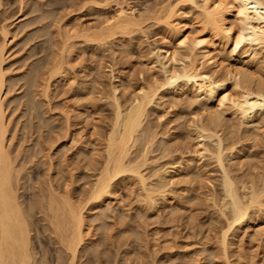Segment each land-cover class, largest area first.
<instances>
[{"label": "bare ground", "instance_id": "bare-ground-1", "mask_svg": "<svg viewBox=\"0 0 264 264\" xmlns=\"http://www.w3.org/2000/svg\"><path fill=\"white\" fill-rule=\"evenodd\" d=\"M1 2H2V0H0ZM84 1V0H83ZM90 2H93L94 3V5L96 6H91V8L92 7H95V9H97V12H98V10H100L102 7H103V5H101V2L99 3V1H97L96 0V2H95V0H89ZM88 0H87V2L86 1H84L83 3L84 4H86V3H90ZM106 0H104L103 2H105ZM110 1V0H109ZM109 1H107V2H105L104 4H107V5H105V6H108V2ZM114 1H116V0H113L112 2L114 3ZM120 1V0H119ZM185 1V0H184ZM183 0L181 1V0H168L166 3H164L163 5H162V3H161V6H159L160 8H158L157 9V11L155 12V13H157V15H158V18L161 20L162 18H163V20H164V22H161L160 20H157V21H160L161 23H164L167 27L166 28H169L170 29V33H171V38L170 39H166V41H167V44H168V48H165L164 49V51H163V49H162V51L163 52H165V54H163V58H166L165 60H167V61H177V60H183V62H184V58H188L189 59V63L185 66V63L183 64V70L181 71H179L180 73H178V72H176V73H172L171 71L169 72L167 69H166V66H165V69L167 70H165L164 69V71H166V72H169V75L167 76L168 78L167 79H165L167 82H165L163 85H162V87L166 84V83H168L167 85L169 86H171L172 84H174V82L176 81V80H178L179 78H181L182 80H183V82L185 83L186 82V84H188V83H191L192 84V86H193V88H196V91H193V93H194V95H203L202 97L205 99V101L206 102H208L209 100H213V99H217V101H218V104L216 105V107L218 106V107H221V108H223L222 110H216L215 109V111H209V109L211 110H213V107L215 106H208L209 107V109L207 110V109H205V107H203L205 110H207L208 112H210V114L209 115H207L208 114V112L207 111H205V112H207V116L206 117H208L209 116V119H208V121H209V123H207V124H209V125H207L206 124V122H203L204 124L202 125L203 127L205 126L206 127V129L205 128H202V127H200V126H198V127H200V129L198 128H196L197 129V133H200V134H198V135H201L202 134V132L203 131H205V132H208V130L210 131L213 127L216 129V131H214L215 129L213 128V130H211L210 132H209V134L208 135H205V133L204 134H202L201 135V137L203 136V135H205V136H203V138L205 137H207V138H210V139H212V138H218V145H217V150L214 148L213 150L215 151L214 153H213V150H211L210 148V150H208L207 148H203V143H202V149L201 148H199L200 146V144L199 145H197L196 147V150L197 149H199V150H197V152H199L200 151V154L199 153H196V155L197 154H199V156H200V159L199 160H192L191 161V164L189 165V168H191V170L192 171H190V169L188 168V173H184V175H183V177H182V179H181V175L180 176H177V178H179L182 182H183V179H184V177L185 176H187V177H189V175L191 174V176L189 177L190 179H191V182H192V180H194L193 178H195V181H194V185L191 183V184H189V186L190 185H193V186H190V188L192 187H196V185H197V181L199 182V180H201L200 178L198 179V176L199 177H201L202 178V176H203V174H205L204 172V169L206 170V167L204 168L203 167V165H205L204 164V162H203V164H202V162L200 161V160H203V159H201V157H204L205 158V154L203 153L204 151H208V152H210V153H208L207 152V154H210L211 156L214 154V156L216 157V160H215V157H214V160L215 161H217L218 162V164L220 165V167H221V169L223 170L222 171V179L221 178H218V179H221L222 180V184H220L221 182V180H219V184L216 182V181H218V179L216 180L215 178H213L212 180H213V182H215V183H213V184H218L219 186V188L221 187V189H223V191H222V193H223V195H221V192H220V190L218 191V192H220V195H218V193L216 192H214V195L216 194V196L218 197L219 196V198H217L216 196V198H214V196L211 198V201L213 202V204L214 205H212L211 207H214V208H217L216 206H218V208H217V210L216 211H218V209H219V213L222 215L221 216V218L223 217V219H224V221H226L224 224H225V226L223 225V223H220L219 225H223L224 227H221V228H219V230H220V234H219V231H216V230H218V229H216L217 227H215V233H213V234H215L216 236L215 237H217V234H218V237H219V242L218 241H215V240H217L216 238H215V240H214V238H213V236H212V238H213V240L216 242V243H218V244H216V243H214V241L212 240V239H209L210 238V235H208L209 233V231H210V229L212 230V228H210V227H213V225H214V223H211L213 220H215V219H213V218H215V217H219L220 218V215H219V213H218V216H217V213H216V211H215V213H216V215H214L213 216V218H212V220L210 219L211 218V215L212 214H210V218H208V223L209 224H207V222H206V224L209 226V225H211L210 227H208L209 228V230L207 231V233L208 234H206V233H204L203 231V233L202 232H200L201 231V226H200V231L199 232H197V233H195V234H197L196 235V237H195V235H193L194 233L193 232H195L194 231V227H195V229L197 230L198 228H199V223H195L196 225L197 224H199L198 226H197V228H196V226L194 225V226H192L193 224H194V222H196L198 219H197V216H191V213L193 212L194 213V211H195V213L198 215V211L197 210H194L198 205L200 206V204L201 205H203L201 202H199L198 203V200H200V199H197L198 198V196L196 197H193L196 193H198V191L201 193V191H202V189H205L206 190V188H202L201 186L203 185V183H204V181L206 182L207 180L205 179V178H207L206 176H208V175H206L205 177L203 176V178L205 179H203V183H202V181H200V183H202L201 184V186H200V183L197 185L198 186V189H199V187H201V190H197V188H196V190L197 191H195L194 189L195 188H193V190L192 191H195L196 193L194 194V192H193V194L194 195H190V196H192L194 199H191V200H193L194 202H193V204H196L195 205V208H193L192 206H194V205H192V201H189L190 200V198H192V197H190L188 194H189V192L191 191L190 190V188H185V189H183L184 188V186L182 185V187L181 186H179V187H181L184 191H185V193H186V191L188 190H190L189 192L187 191V193L185 194V196H187V197H190L189 199H188V201L189 202H191V205L189 204V202H185V200L187 199V197H183L185 200H183L184 202L183 203H185L184 204V206H182V207H179V203L178 202H180V200H176V201H178L177 203H175L174 204V209L172 208L171 209V207H172V204L170 205V203H169V205L171 206L170 208H169V206H167V210H169V213H168V215H170V216H168L166 213L168 212H166L165 214L167 215V218H168V220H166V219H164L166 222H164V221H162V222H164V224L166 225L167 224V222H171L172 223V221L174 220V218H175V222L173 221V223H172V225L173 224H175V223H177L178 222V220H179V218L180 217H183L182 215L183 214H185L183 211V209H185V206H186V204H188L189 206H191V209H193L192 210V212L190 213L189 211L187 212L186 210H190V208H187V209H185V212H186V214H187V221H188V219H190L188 222H184L185 223V225H186V227H184V228H186V229H188L187 227H189V226H191L188 230H190V232H191V230H192V227H193V231H192V233L191 234H186L185 235V237L187 238V239H189V237L187 236V235H190L191 237H190V239H192L193 237H195L196 239L198 238V235L199 234H202V235H199L200 237H205L206 235V237H207V240H206V237L203 239H200V237H199V239H197V240H200V241H203L204 240V242H194V240L192 241V242H190V247H189V245H186V246H188L189 247V249L191 248V246L195 249L196 247H195V245L196 244H198V249L200 248V246L202 245V243L204 244L206 241L208 242V239H209V243H211V242H213V244H215V245H212L211 247H208L207 248V245H209V244H207L206 245V243H205V245H206V247H205V245H202V247H204V249H205V251L204 250H198L199 251V253H200V256H203V254L205 253V252H207L208 254H205V255H207L208 256V258H209V260H211V261H209V263L207 262L206 263V261L204 262V264L206 263V264H210V262H213V263H211V264H234V261H235V263L237 262V260H231V256H234L235 254H236V250H238V248H234V249H236L235 251H232L231 249H230V247L231 246H233V244H235V242H236V240H233V241H235V242H233V241H231V239H229V238H231V236H232V238L234 237V238H236L237 236H238V238L239 239H237V241L239 240L240 241V239H241V241H242V237L240 238L239 236L241 235H244V232H242V234H239V233H236L235 234V232H237L238 230L240 231L241 229H243L242 231H244V229H247V228H249V226L247 227V225L249 224V222L251 221V220H255V219H251V218H253V217H251V213L254 211V209H257L258 211H260V213L262 212V213H264L263 211H264V173H263V169H262V172L260 171L261 169H259L258 170V173H255V170H257V169H255V170H253V173L256 175H254L252 172V174L250 173V171H251V169H252V167H250L251 169H249L250 171H249V177H251V176H253V177H251L250 179L248 178V176H246V174L245 173H248V172H245V173H242V175L244 176V177H246V178H242L241 179V177H242V175L240 174V176L241 177H239L238 175H236V177L235 178H238V179H241V180H237V179H234V177H233V171H232V176L230 175L231 173H229V168L227 169L226 167H225V165H224V161H225V159H226V153H227V151H230V148L233 150V149H235L236 150V148L234 147L235 145L234 144H238V143H240V142H232L234 139H233V137L232 136H234L235 134L237 135V133H239V132H235L236 131V129L235 128H237L236 126H234V123L233 122H231V115H233L234 113L235 114H238V116H240L241 118H243L244 120L247 118V120L249 119V118H254L255 116H254V114L256 115V113H257V111L259 112V113H261L260 111H262V114L264 115V73H259V72H257V71H255V67H256V70H258L259 71V66H261L260 68H261V70H260V72H262V70H263V72H264V57L263 58H261L260 56V54H261V52L264 50V0H192V3H191V0H190V2H189V4L191 3V5L192 4H194L196 7H194V8H198L199 9V11H197V14H196V12L194 13L192 10H189V11H185L184 10V7L185 6H183V5H185L184 3L187 1H185L184 2ZM0 2V3H1ZM22 2V1H21ZM98 2V3H97ZM126 2V1H125ZM197 2V3H196ZM200 2V3H199ZM111 3V2H110ZM158 3V2H157ZM78 4V3H77ZM82 4V3H81ZM83 4V5H84ZM92 4V3H91ZM103 4V3H102ZM119 4V3H118ZM121 4H122V2H121ZM127 4V3H126ZM188 4V3H187ZM1 5V4H0ZM157 5V4H156ZM3 6V5H2ZM86 6V5H85ZM90 6V5H89ZM104 6V7H105ZM80 7V6H79ZM104 7H103V9H104ZM155 7V6H154ZM157 7V6H156ZM1 8V7H0ZM106 8V7H105ZM128 5H127V7L126 6H124V2H123V4L122 5H119V7L117 8V12H116V15H114V16H112L111 18H109V19H104V24L102 25L101 23H99L100 25H102V26H100L101 28H99V27H97L98 29H100V31L99 32H94V34H92L91 35V40L93 39V40H95V41H97L98 43L97 44H99V43H102L103 45H104V43L103 42H106L107 40H111V37H113L112 38V41H113V39H114V36L113 35H115V33H117V32H122L123 33V31H125V33H127V31H134V30H141L142 29V22H141V20L138 18V16H136L135 14H134V11H132V10H128ZM146 8V7H145ZM192 8H193V6H192ZM191 8V9H192ZM80 9V8H79ZM94 9V8H93ZM102 9V10H103ZM155 9V8H154ZM136 10V9H135ZM153 10V9H152ZM152 10H151V12H152ZM24 11V10H23ZM138 11V10H137ZM190 11H192L193 13H192V16L194 15V14H196V15H194V16H198L197 17V19L196 20H199V23H198V21H197V23H198V25H200L199 26V29H200V31H198V32H200V33H197V31H196V34L195 35H191V34H193L192 33V31H191V33H189L190 32V30H191V28L190 29H188V31H186V29H187V25H188V23H189V21H192L193 20V18H194V16L193 17H191L190 15H191V12ZM196 11V10H195ZM145 12H146V10H145ZM144 12V13H145ZM147 12H150V10L149 11H147ZM188 12H190L189 14H188ZM153 13H154V11H153ZM21 14V13H20ZM98 14V13H97ZM111 14V13H110ZM19 15V14H18ZM40 15H42V14H40ZM78 15H80V14H78ZM95 15V14H94ZM154 15H156V14H154ZM43 16H44V14H43ZM82 16V15H81ZM102 16V15H101ZM151 16H152V14H151ZM80 17V16H79ZM105 17V16H104ZM103 17V18H104ZM149 17V16H148ZM154 17V16H153ZM160 17H162V18H160ZM16 18V17H15ZM38 19H39V17H37ZM41 18V17H40ZM47 18V17H46ZM56 18V17H55ZM76 18H77V16H76ZM96 18V17H95ZM99 18H101L100 16L98 17V19ZM150 19H151V17H149ZM155 18V17H154ZM153 18V19H154ZM196 18V17H195ZM5 19V18H4ZM23 19V18H22ZM146 19H148V18H146ZM145 19V20H146ZM155 19H157V18H155ZM46 20V19H45ZM144 20V21H145ZM195 20V19H194ZM193 20V21H194ZM100 21V20H99ZM148 21V20H147ZM147 21H145V22H147ZM156 21V22H157ZM43 22V21H42ZM41 22V23H42ZM56 22V21H55ZM77 21H75V23H76ZM98 22V21H97ZM103 22V21H102ZM195 22V21H194ZM54 23V22H53ZM158 23V22H157ZM191 23V22H190ZM193 23V22H192ZM30 24V23H29ZM79 24V23H78ZM97 24V23H96ZM196 24V23H195ZM37 25H38V23H37ZM58 25H60L59 23H58ZM67 25V24H66ZM72 25V24H71ZM95 25V24H94ZM192 25H194V23L193 24H189V26L191 27ZM30 26V25H29ZM64 26V25H63ZM76 26V25H75ZM81 26V25H80ZM195 26V25H194ZM196 26H197V24H196ZM196 26H195V29H196ZM7 27V26H6ZM6 27L5 26H1L0 27V32H1V35H2V38H3V40L0 42V264H46V263H49V261H47L48 259L46 258V256L48 255L49 256V259H51L52 258V262H50V264L51 263H54V264H79L80 262H81V260H80V258H81V256H83V259H82V261L84 260V258L86 257V259L81 263V264H101V260H102V256L104 255V250L103 249H101V244L103 243L102 241V243L100 244V248H99V244L97 243V239H94L95 238V232H94V230L93 229H95V227H94V225H96L95 224V221H96V223H97V221H99L100 222V224H99V226L98 225H96V226H98V229L100 228V229H102L103 228V230H104V233H105V235L106 236H109L110 238H109V241H110V239H112L113 237H114V233H112V232H115V231H113V229H118V228H116V225L117 224H115V223H112L113 225H110V221L109 220H111L112 219V215L114 216V218H115V215L114 214H116V211H115V209L118 207L117 206V204H118V199H117V197L119 198V196H117V195H115V194H117L118 192H116L114 195H113V187H114V183H115V181H116V179L117 180H124L125 178H129L130 180H128V182H132L133 180V178L131 179V177H134V181H135V179L137 178L138 180H139V184L141 185H139L138 184V182H137V180H136V182H137V184L135 183H133L134 185H132V187H133V189L135 190V189H138V188H140V187H142L143 188V190L144 191H142V189H138L139 191H141V193H138V194H136V193H134L133 195L135 196V197H137L138 196V198H141V199H137L138 201H143V199H144V201H143V203L144 202H146L147 201V199H148V201H150L151 203H149V202H146V203H149V205H151L152 204V206L154 205H156V201H157V203H158V200L160 199H158V200H155L156 198H158L159 196H161L162 198H161V201L162 202H164L165 200H167V199H169L170 200V198H168V194H170V192H173V191H175V189L174 190H170V187H172L173 186V182H171L170 180H172L173 181V179L175 180L176 178H173L172 179V177H173V175H171L170 177H171V179L169 178V177H167V178H169L168 180L165 178V174H164V177H163V179H162V175L160 176V174H158L159 172H156L157 173V175L155 174V177H157V178H159V179H157V181L155 182V183H153V178H152V181L150 180L151 179V177H153L152 175H151V177H150V179H149V177L147 178V174H146V176L145 175H143L146 171H148L147 169H145V166L147 167V164L148 163H152L153 161H150L149 159L148 160H146L149 156V154H150V152L148 151V152H146V154H147V158H146V156H145V150H148V149H151V147L153 148V146H150V145H154L155 144V141L154 140H158V138L156 139V138H154L155 136H156V133L154 134V135H152L151 137L152 138H150V136H149V142L147 141V138H145V133L147 134L148 132V129L147 128H144L145 126H144V123H146L145 122V120L146 119H148L149 118V114H147L148 112H149V110H148V107H150L149 105L153 102V98H155L156 96H158V94H156V93H159V92H157L159 89L158 88H160V86H161V84L159 85V87H155V85H158V83L156 84V82H157V79H156V77H154L156 80V82L154 83V85L151 83H149L150 84V86H148V87H143V89H141L140 90V95H139V92H138V95H137V97L135 98L133 95V97L135 98L133 101H131V103L129 104V106L127 107V108H125V109H122V107L124 108V106L126 107L127 106V104L126 105H124V106H121V101L119 102L118 101V99H117V97L114 95L115 94V89L116 88H114V86H113V84L114 83H112V82H110V83H112V85H110L109 87L110 88H108V85L106 86L108 89H109V93H107V94H104V95H106V96H108L109 97V99L108 100H110L111 99V101L112 102H114V113L113 114H115L113 117V120H111V121H113L112 122V127H110V132H109V134H108V137H106L105 136V138H107L106 140V143H105V146H101V145H99L98 147L95 145V144H97V143H92V144H90L89 145V143L91 142V140H92V135L94 134V132H96V131H91V133H93L92 135H90L91 137V139L90 140H88L89 142H87V139H88V137L87 138H85V135L82 137V139L80 138V134H81V132L83 131H75L74 130V132L76 133L75 134V139L73 140L72 139V141H74V142H72V141H70V143L72 144V143H74L75 145H77L78 146V141H79V143H81L80 141L82 140V142H83V139L85 138V142L86 143H88V145H89V147L91 146L92 147V150H89L88 149V145H87V148L86 147H84V150L86 149H88L89 151H91V152H89L88 150V152L86 151H84L83 150V148H81L80 146V149H76L77 150V153L79 154H74V155H76V157L78 156H83V158H84V160H86V163H85V167L90 171H94V173L92 174L93 176H95V179L94 180H88V178L86 179V180H88L89 182H87V184H85V186L86 185H88V189L86 190V192L84 191L85 189V187H84V185H82L84 188H82V190L85 192V193H83V191L82 192H77L76 193V191H75V189L73 188V186L72 185H75L76 183L78 184V181L77 182H73L72 183V181L74 180H76V179H73V178H75V173L73 174H70V177H71V175H72V179H69V182L68 181H64V179H62L63 180V182H62V184H60V180H59V182H57V180H58V176L59 175H61V173H60V171L58 172V170H55V171H57V172H55L54 171V166H55V162H54V160H55V155L53 156L52 155V151H53V148L52 147H54V146H56L57 144V147H55V149L56 148H59L58 149V151L57 152H59L60 150H61V148H62V146H63V144L65 145L66 144V141L67 140H69L71 137H73L72 136V130H71V128H72V126H71V123L70 122H73L72 120H70V119H72L70 116H72V115H69V117H70V121H67L68 119L67 118H69V117H67L66 115H65V118L67 119V120H64L63 118H61V120L60 121H58L59 122V124L61 123L62 124V126L63 125H65L66 127H63V128H61L62 126L60 125V128L62 129V130H60V128H59V125H58V123H57V126H58V128L56 127H52V125H51V127L53 128V129H59L58 131H56V132H54V130L51 128V130L52 131H50L49 133H47L46 132V134H48V135H46V136H44V134H43V132L41 131L42 129L41 128H44V126H43V123L42 124H40L39 126H37V130H35V131H37L38 132V139H37V141H36V145H38V146H36L34 149H33V152L31 151L32 149H28V147H27V149H26V151L25 150H23V148L21 147L22 145L24 146V144L22 143H20V144H18V146H20V147H18V146H16L17 147V149H16V147L14 148V149H12V147H14V146H12V141L14 142L15 141V139L14 138H16L17 136H18V133H20V131L18 130L19 129V127H18V131L16 130V128H17V126H16V128L14 127V130H15V132H17L16 133V135H15V133L14 132H11V130H10V124H12V123H15V121L14 122H11V119H8L9 117H8V113H7V107H9L8 105H9V102L10 101H12V102H14V97L12 98V99H10V100H8V98H7V95L9 94V93H11L10 92V90H11V87H10V85L8 84V83H10L11 84V82H10V80L8 79V81H7V73H9V71L10 72H12L11 70H9L7 73H6V71H7V68H6V70H5V68H4V63L8 60H6V48H7V45H8V40H9V30H7L6 29ZM66 27V26H65ZM96 27V26H95ZM46 28V27H45ZM72 28V27H71ZM76 28V29H75ZM74 29L75 30H77V26L75 27ZM194 28V27H193ZM193 28H192V30H193ZM44 29V28H43ZM61 29V26H60V28L58 29V31ZM68 30H69V28H67ZM67 29H66V31H67ZM80 29V28H79ZM199 29H197V30H199ZM63 30V29H62ZM64 30H65V28H64ZM83 30H88V29H83ZM97 30V29H96ZM115 30V31H114ZM65 31V32H66ZM78 32H79V35H80V33L82 32V30H77ZM90 31V30H89ZM136 31V32H137ZM169 31V30H168ZM16 32V31H15ZM21 32V31H20ZM92 32V33H93ZM135 32V33H136ZM49 33V32H48ZM55 33L57 34L58 32L57 31H55ZM59 33H60V31H59ZM63 32H61L60 34H62ZM70 33H73V32H70ZM69 33V34H70ZM74 33H76V32H74ZM84 33V32H83ZM89 33V32H88ZM64 34H66L67 35V33H64ZM63 34V35H64ZM69 34L67 35V36H69ZM82 34V33H81ZM85 34H86V32H85ZM84 34V35H85ZM124 34V33H123ZM122 34V35H123ZM48 35V34H47ZM55 35V34H54ZM59 34H57L56 36H58ZM74 35H77L78 36V33L77 34H74ZM87 35V34H86ZM117 35V34H116ZM115 35V36H116ZM119 35H121V34H119ZM134 35V34H133ZM62 36V35H61ZM60 36V37H61ZM67 36H63V37H61V38H64L65 37V39H67V40H65L64 42H62V47H60V48H62V49H60L59 48V45L61 44V42H60V40L58 39V40H54V42H56L57 44L58 43H60V44H55V43H53V45L55 44L56 45V47L57 48H59V51H60V54L61 55H58L59 56V58L58 59H56L55 61H53L52 59L51 60H49L50 62L51 61H53V62H51L52 63V67L50 68V74L48 75V76H45L44 77V75H46L47 73H49V72H45V74L43 75V73H44V70L42 69V73H38V70H36V77H35V79H34V81H33V79H30V77L32 76H29V75H27L26 76V81H27V83L25 84V85H27V87H29L28 88V91L27 92H29L30 94L31 93H33V91H30L31 89V87H34L35 86V82H38V83H36V86L38 85L39 86V83H40V86H41V84H42V82H44V80H45V82H44V84H43V86H41L42 87V89H41V91H43L42 93L43 94H45V95H47V93H48V91H49V87H51L52 88V86L50 85L51 83H50V80H52V77L55 75V74H57V76H60L61 74H62V72L64 73L65 72V70H62V72H61V69L62 68H64V67H66V71H68L67 69V67L70 65L68 62H69V60L68 61H66L67 59V56H65L66 54H65V52L67 51V47H69L70 46V44H68V41L71 39V35H70V37H67ZM77 36H75V37H77ZM82 36H83V34H82ZM88 36L90 37V35L88 34ZM124 36V35H123ZM42 37V36H41ZM52 37V36H51ZM67 37V38H66ZM80 37V36H79ZM78 37V38H79ZM83 37H86V36H83ZM141 37V36H140ZM14 38V37H13ZM54 38V37H53ZM58 38H59V36H58ZM60 38V39H61ZM70 38V39H69ZM72 38H73V34H72ZM131 38V37H130ZM129 38V39H130ZM133 38V37H132ZM49 40H50V36H49V38H48ZM57 39V38H56ZM69 39V40H68ZM75 39H77V38H75ZM80 39V38H79ZM83 39V38H82ZM85 39V38H84ZM84 39H83V42H87V41H89L90 40V38H87V39H89V40H87V41H84ZM119 39H120V37H119ZM172 39H174V44L172 45ZM52 40V39H51ZM64 40V39H63ZM74 40V39H73ZM90 40V41H91ZM115 40H116V38H115ZM115 40H114V42H115ZM11 41V40H10ZM58 41V42H57ZM95 41H92L91 43H93V42H95ZM126 41V40H125ZM129 41H131V40H129ZM165 41V40H164ZM229 41H231L232 42V48L229 50V51H231L232 50V54H230L231 52H229V51H227L226 50V53H225V51H223L222 50V48H221V46H222V44L224 43L225 45H224V47L226 46V43L227 42H229ZM12 42V41H11ZM74 42V41H73ZM117 42H120V41H117ZM76 43V42H75ZM96 43V42H95ZM122 43V42H121ZM102 44H100V45H102ZM106 44V43H105ZM112 44H114V43H112ZM126 44H127V42H126ZM165 44H166V42H165ZM26 45V44H25ZM52 45V44H51ZM69 45V46H68ZM72 45H74L75 46V44H73L72 43ZM94 45V44H93ZM118 45V44H117ZM128 45V44H127ZM107 46V45H106ZM116 46V45H115ZM125 46V45H124ZM174 46V49L172 48ZM259 46V48H260V50H261V52L259 51V50H257V48L256 47H258ZM72 47V46H71ZM69 48L70 49V56L72 55V52H73V54L75 53L74 51H71V50H73L72 48ZM101 47V46H100ZM104 47V46H103ZM118 47V46H117ZM120 48H121V45L119 46ZM123 47V46H122ZM126 47V46H125ZM223 47V46H222ZM223 47V48H224ZM10 48V47H9ZM53 48H55L54 46H53ZM57 48H55L54 50H57ZM107 48V47H106ZM112 48H114V47H112ZM263 48V49H262ZM77 49V48H76ZM105 49V48H104ZM109 49V48H108ZM225 49H226V47H225ZM81 50V49H80ZM97 50H98V48H97ZM126 50V49H125ZM181 50H183V51H181ZM118 51V50H117ZM122 51V50H121ZM46 52V51H45ZM105 52H107V50L105 51ZM104 52V53H105ZM115 52V50H113V53ZM119 52V51H118ZM117 52V53H118ZM236 52V54H234ZM44 53V52H43ZM52 53H54L53 55L51 54L50 55V57L49 58H51V56H52V58H55V56L56 57H58L57 56V54L58 53H56V51H54L53 52V50H52ZM67 53V54H68ZM81 53V52H80ZM113 53L111 54V55H113ZM116 53V52H115ZM123 53V52H122ZM227 53H229L228 54V56H227ZM68 54V55H69ZM97 54V53H96ZM95 54V52H94V55H96ZM106 54V53H105ZM263 54V53H262ZM8 55V54H7ZM94 55H92V56H94ZM107 55V54H106ZM181 55H183L184 57H180ZM264 55V54H263ZM78 56H79V54H78ZM91 56V57H92ZM178 56V58H176ZM95 57H97V56H94V58L93 59H95ZM98 57H99V55H98ZM105 57V56H104ZM9 58V57H8ZM70 58H73V57H70ZM229 58H233V60L232 61H228V59ZM48 59V58H47ZM46 59V60H47ZM69 59V58H68ZM79 59V58H78ZM77 59V60H78ZM92 59V58H91ZM97 59V58H96ZM100 59V58H99ZM6 60V61H5ZM29 60V59H28ZM27 61V60H26ZM25 61V62H26ZM38 61V60H37ZM48 61V60H47ZM91 61V60H90ZM95 61V60H94ZM98 60H96V62H97ZM101 61V60H100ZM166 61V62H167ZM197 61H201V62H199V64L198 65H196L198 62ZM228 61V62H227ZM29 62V61H28ZM75 62V61H74ZM76 62H78V61H76ZM75 62V63H76ZM95 62V63H96ZM103 62V61H102ZM197 62V63H196ZM226 62V63H225ZM34 63V62H33ZM67 63V64H66ZM72 63H73V61H72ZM26 64H28V63H26ZM39 64V63H38ZM65 64H66V66H65ZM74 64V63H73ZM72 64V65H73ZM92 64H93V62H92ZM91 64V65H92ZM64 65V66H63ZM97 65H100V64H97ZM165 64H163V66H164ZM27 66V65H26ZM49 66H50V64H49ZM48 66V67H49ZM75 66V65H74ZM84 66V65H83ZM100 66H102V64L100 65ZM107 66V65H106ZM105 66V67H106ZM185 66V67H184ZM21 67H23V66H21ZM70 67V66H69ZM88 67V66H87ZM168 67V66H167ZM9 68V67H8ZM45 68H47V66L46 67H44V69ZM102 68H103V66H102ZM101 67L99 68V69H101L102 71H103V69H102ZM206 68H208V69H206ZM70 69V68H69ZM74 69V68H73ZM84 69H85V67H84ZM87 69H89V68H87ZM110 69V68H109ZM182 69V68H181ZM41 70V69H40ZM82 70H83V68H82ZM111 70V69H110ZM224 70V71H223ZM23 71V70H22ZM46 71H49L48 69L46 70ZM73 71V70H72ZM71 71V72H72ZM84 71V70H83ZM86 71V70H85ZM95 71V70H94ZM124 71V70H123ZM143 71V70H142ZM219 71H222V74H224L225 73V76L224 75H222L221 74V79H219V76H218V72ZM16 72H18V70L16 71ZM27 72V71H26ZM89 72H90V70H89ZM108 72H110V71H108ZM119 72V71H118ZM224 72V73H223ZM255 72H257V73H259V74H255ZM23 73V72H22ZM22 73H20V74H22ZM69 73V71L67 72V74ZM92 73V72H91ZM102 72L99 70V72H98V76H103V74H105L104 73V71H103V73L101 74ZM121 73V72H120ZM143 73V72H142ZM178 73V74H177ZM220 73L221 72H219V75H220ZM12 74V73H11ZM14 74V73H13ZM33 74V73H32ZM39 74H40V76H39ZM59 74V75H58ZM67 74H66V72L64 73V75H66V77H67ZM77 74V73H76ZM88 74V73H87ZM94 74V73H93ZM101 74V75H100ZM119 74V73H118ZM216 74H217V76L218 77H216ZM18 75V74H17ZM43 75V76H42ZM63 75V74H62ZM64 75H63V77H64ZM68 75H70V73L68 74ZM79 75V74H78ZM77 75V76H78ZM80 75H82V74H80ZM84 75V74H83ZM90 75H92V74H90ZM112 75V74H111ZM10 76V75H9ZM39 76V80L41 79V81H37L38 80V77ZM44 77V80H42V77ZM56 76V77H57ZM73 76V75H72ZM76 75H75V73H74V76H73V79L74 80H76V77H75ZM93 76V75H92ZM101 76V77H102ZM224 76V77H223ZM41 77V78H40ZM62 77V76H61ZM71 77V76H70ZM82 77V76H81ZM86 77V76H85ZM120 77V76H119ZM121 77H122V75H121ZM10 78V77H9ZM27 78H29L28 80H27ZM84 77H82V79H83ZM87 78H88V76H87ZM93 78V77H92ZM94 78H95V76H94ZM112 78V77H111ZM218 78V79H217ZM37 79V80H36ZM56 79V78H55ZM64 79V78H63ZM67 80H69V84H70V79H68V77L66 78ZM85 79V78H84ZM123 79V78H122ZM60 80V79H59ZM62 80V79H61ZM89 80V79H88ZM87 80V82L86 81H84L85 83H84V85H83V87L84 86H86V83H90L89 81ZM99 81L98 82H100V79H98ZM120 80V79H119ZM131 80V79H130ZM181 80V81H182ZM34 82V86H31L32 84H33V82ZM102 82H103V80H101ZM8 82V83H7ZM31 82H32V84H31ZM56 82V81H55ZM76 82V81H75ZM80 82V81H79ZM82 82V81H81ZM97 81L95 82L96 83V87L95 88H97L98 86H100L101 84V82L100 83H98ZM153 82H154V80H153ZM17 83V82H16ZM28 83H30V84H28ZM61 83V82H60ZM66 83V82H65ZM71 83H73V82H71ZM91 83H93L92 82V80H91ZM97 83L98 84H100V85H97ZM120 83H122V82H120ZM63 84H64V82H63ZM67 84V83H66ZM94 84V83H93ZM119 84V83H118ZM117 84V85H118ZM130 84V83H129ZM148 84V83H147ZM182 84V83H181ZM185 84V85H186ZM190 84V85H191ZM8 85H9V87H8ZM29 85V86H28ZM68 85V84H67ZM71 85V84H70ZM70 85H68V86H70ZM78 85V84H77ZM81 85V84H80ZM90 85H92V84H90ZM152 85V86H151ZM18 86V85H17ZM31 86V87H30ZM59 86H62L61 84L59 85ZM103 86V85H102ZM145 86V85H144ZM147 86V85H146ZM72 87V86H71ZM79 87V86H78ZM91 87V86H90ZM112 87V88H111ZM118 87V86H117ZM128 87V86H127ZM153 87H155V88H157V90L155 89V88H153ZM182 87V86H181ZM18 88V87H17ZM36 88V87H35ZM65 88H68V87H65ZM81 88H82V85H81ZM86 88V87H85ZM89 88V87H88ZM88 88H86V89H88ZM92 88V87H91ZM94 88V91H93V93L95 92V91H97V89H99V92H100V90L101 91H103L102 90V88L100 89V88H97V89H95ZM104 88V87H103ZM185 88V87H184ZM30 89V90H29ZM73 89V88H72ZM90 89V88H89ZM155 89V90H154ZM187 89V88H186ZM13 90V89H12ZM35 90V89H34ZM51 90V89H50ZM65 90V89H64ZM74 90H76V89H74ZM84 91L85 89L83 88V89H81V91ZM113 90V91H112ZM188 90V89H187ZM62 91V90H61ZM66 91V90H65ZM87 93H88V90H85ZM105 91V90H104ZM103 91V92H104ZM108 91V90H107ZM106 91V92H107ZM110 91H112L113 92V96H111V94L112 93H110ZM17 92H18V90H17ZM72 92H74V91H72ZM76 92V91H75ZM75 92L73 93V94H75ZM89 92H90V90H89ZM97 93V94H100V93ZM103 92H101V94L103 93ZM167 92V91H166ZM189 92V91H188ZM187 92V93H188ZM195 92H197V94H195ZM218 92H220L219 93V95L217 96V97H215V94H217ZM13 93V92H12ZM23 93V92H22ZM29 93H28V95L26 94V98H24V99H26V101H25V103H26V106L29 108V110L31 111V112H35V111H38V110H36V103H38V101H35L34 99H35V97H33V101H32V99H27V96H29ZM41 93V92H40ZM86 93V94H87ZM92 93V92H91ZM16 94V93H15ZM38 94V93H37ZM42 94V95H43ZM77 94H79L78 93V91H77ZM84 94H85V92H84ZM84 94L82 95V96H80L81 98L79 99L80 100V103H82L81 102V100L83 101V99L82 98H84L85 96H86V94H85V96H84ZM95 94H96V92H95ZM94 94V95H95ZM96 94V95H97ZM156 94V95H155ZM17 95V94H16ZM15 95V96H16ZM41 95V94H40ZM41 95V96H42ZM79 95H81V94H79ZM92 95V94H91ZM94 95H92V96H90V94L89 95H87L88 96V101H89V98H93V100H95L96 98H95V96ZM103 95V94H102ZM167 95V94H166ZM165 95V96H166ZM190 95V94H189ZM191 95H192V93H191ZM33 96H34V93H33ZM37 96V95H36ZM40 96V97H41ZM48 96H50V95H48ZM73 96V95H72ZM77 96V95H76ZM75 96V97H76ZM84 96V97H83ZM110 96H111V98H110ZM136 96V95H135ZM163 97H164V95H162ZM161 96V97H162ZM55 97V96H54ZM104 97V99H105V96H103ZM131 97V96H130ZM162 97V98H163ZM185 97H186V95H185ZM190 97V96H189ZM188 96L186 97V100L189 98ZM193 98H194V100H192L193 102L195 101V99H197V98H195L194 96H192ZM199 97V96H198ZM38 98V97H37ZM43 98V97H42ZM79 98V97H78ZM78 98H76V99H78ZM95 98V99H94ZM98 98V97H97ZM113 98V99H112ZM191 98V97H190ZM188 99L189 101L191 100V99H193V98H191V99ZM203 98H202V100H203ZM48 99H50V98H48ZM47 99V100H48ZM75 99V98H74ZM40 100V99H39ZM86 101H87V98L85 99ZM93 100H92V103H93ZM106 100V99H105ZM36 103H35V102ZM45 101V102H44ZM83 102V104L85 105V108H86V104H88L87 102ZM125 101V100H124ZM174 100H172L171 102H173ZM197 101H198V99H197ZM201 102V105H204V104H202V103H205V104H207L206 102ZM22 102V101H21ZM39 102H44V103H47L46 102V99L44 100V98L43 99H41V101H39ZM72 102H74L73 104L74 105H71V107L73 106V107H75V105H79L78 107H82L83 108V106L82 105H80V104H78L77 102H76V104H75V101H73L72 100ZM128 102V101H127ZM127 102H125V103H127ZM25 103H24V105H25ZM174 103V102H173ZM190 103H192L191 101H190ZM196 101L194 102V104L196 105ZM11 104V103H10ZM13 104V103H12ZM20 104H22L23 105V103H20ZM19 104V105H20ZM36 104V105H35ZM91 104V103H90ZM111 104V103H110ZM176 104H178V103H176ZM14 105V104H13ZM22 105H21V107H22ZM70 105V104H69ZM92 105H94V104H92ZM179 105V104H178ZM199 105V103H197V106ZM201 105H200V107H201ZM212 105V104H211ZM42 106H46V105H42ZM52 106V105H51ZM196 106V107H197ZM20 107V106H19ZM20 107V108H21ZM41 107V106H40ZM71 107H68V109L67 110H71V109H69V108H71ZM80 107V108H81ZM88 107V106H87ZM89 107H90V105H89ZM93 107V106H92ZM113 107V106H112ZM13 108V107H12ZM44 108V107H43ZM46 108V107H45ZM54 108V107H53ZM55 108H57V107H55ZM199 107H197V109H198ZM25 109V108H24ZM39 109V108H38ZM75 109V110H74ZM74 109H72V110H74L75 112H76V114H78L80 111L78 110V112H77V107L76 108H74ZM95 110H96V108H94ZM150 109V108H149ZM197 109H194L195 111L197 110ZM256 109H258L257 111H256ZM9 110H10V108H9ZM34 110V111H33ZM42 110V109H41ZM66 110V111H67ZM71 110V111H72ZM86 110V109H85ZM198 110H200V108L198 109ZM201 110H202V108H201ZM20 111V110H19ZM23 111V110H22ZM27 111V110H26ZM44 111V110H43ZM48 111L49 112H51L50 111V108L48 109ZM47 111V112H48ZM60 111V110H59ZM70 111V113L69 114H72L73 112H71ZM82 112H80L79 113V117L80 116H82V114H83V111L84 110H81ZM153 111V110H152ZM151 111V112H152ZM12 112V111H11ZM48 112V114H50ZM62 112V111H61ZM74 112V113H75ZM85 112H87V110L85 111ZM89 112H90V110H89ZM92 112H94V111H92ZM201 112V111H200ZM256 112V113H255ZM22 113V112H21ZM24 113H26L25 111H24ZM28 113V112H27ZM41 113V112H40ZM96 113V112H95ZM204 113V112H203ZM258 113V114H259ZM10 114V113H9ZM35 114H36V112H35ZM48 114H47V118H48ZM62 114V113H61ZM66 114V113H65ZM90 114V113H89ZM89 114H88V116H89ZM262 114H260L261 116L260 117H257V120L256 121H258V126H260V122H261V125L262 124H264V116L262 115ZM13 115V114H12ZM11 115V116H12ZM28 115V114H27ZM40 115V114H39ZM54 115V114H53ZM67 115H68V112H67ZM85 115V114H84ZM83 115V116H84ZM92 115H94V113H92L91 114V116H89V119H91V118H95V117H93ZM152 115V114H151ZM194 115V114H193ZM197 115H198V111H197ZM200 115V114H199ZM202 115V114H201ZM200 115V118L202 119V116ZM228 115V116H227ZM10 116V115H9ZM25 116V115H24ZM29 116H30V114H29ZM45 116V115H44ZM43 116V117H44ZM55 116H57V115H55ZM59 116V115H58ZM82 116V117H83ZM88 116L86 115V117L88 118ZM148 116V117H147ZM177 116H179V115H177ZM256 116H258V115H256ZM26 117V116H25ZM54 117V116H53ZM62 117V116H61ZM78 117V118H79ZM85 117V118H86ZM151 117V116H150ZM18 118V117H17ZM23 118V117H22ZM21 118V119H22ZM30 118H31V116H30ZM30 118H28V119H30ZM37 118H38V116L36 117V119L35 120H37ZM39 118H40V116H39ZM46 118V117H45ZM50 118V117H49ZM52 118V117H51ZM56 118V117H55ZM59 117H57V119H55V121L56 120H59L58 119ZM112 118V117H111ZM177 118V117H176ZM16 119V118H15ZM20 119V120H21ZM82 119V118H81ZM84 119V118H83ZM92 119V120H93ZM234 119V118H233ZM13 120V119H12ZM19 120V121H20ZM47 120V119H46ZM236 120V119H235ZM235 120H233V121H235ZM240 120V119H239ZM242 120V119H241ZM240 120V121H241ZM262 120H263V122H262ZM22 121V120H21ZM24 121V120H23ZM33 121H34V119H33ZM54 121V122H55ZM64 121H66V122H64ZM85 121L87 122V120L85 119ZM84 121V122H85ZM110 121V122H111ZM148 121H149V119H148ZM237 121V120H236ZM27 122V121H26ZM26 122H24V123H26ZM62 122H64V123H62ZM68 122V123H67ZM83 122V123H84ZM228 122H230V124L231 123H233V125L231 124H229ZM18 123V125H20L19 124V122H17ZM21 123V122H20ZM23 123V122H22ZM28 123V122H27ZM51 123V122H50ZM56 123V122H55ZM66 123H67V125H66ZM69 123H70V125H69ZM81 124H82V122H80ZM92 123V122H91ZM32 124H34V122H32L31 123V125ZM46 124H48V123H46ZM79 124V123H78ZM80 124V125H81ZM211 124H213V127L212 128H210L211 126ZM13 125V124H12ZM17 125V124H16ZM22 125V124H21ZM42 125V126H41ZM45 125V124H44ZM56 125V124H55ZM55 125H53V126H55ZM72 125H73V123H72ZM91 125H95V124H91ZM215 125V126H214ZM24 126H26V124H24ZM49 126V125H48ZM69 126H71V128H69L68 129V127ZM196 126V125H195ZM208 126H210L209 127V129H208ZM231 126V127H230ZM27 127H29V128H27V129H29V130H27V129H24L23 127L21 128V129H23L24 130V133H26L27 134V132L28 131H30L31 129H34L35 127H34V125L33 126H28L27 125ZM31 127H33V128H31ZM73 127H75V126H73ZM76 127H78V126H76ZM96 127V126H95ZM223 127H230V129L231 130H229L228 128H226L227 130H229V131H225V129H224V131H225V135H226V132L228 133V132H230V133H228L226 136H231L232 138V140H230V138H228L229 140H230V142H228L227 141V139L225 140L226 142H227V144H229V145H225V147L223 146L222 147V143H223V138L225 137H221V135L222 134H220L219 135V132L220 131H222L223 129ZM232 127H234V128H232ZM261 127V126H260ZM259 127V128H260ZM81 128V127H80ZM93 128H94V126H93ZM91 129V130H94V129ZM149 128H151V125H150V127ZM154 128V127H153ZM202 128V129H201ZM238 128H239V126H238ZM36 129V128H35ZM45 129V128H44ZM47 129H49V128H47ZM78 129V128H77ZM76 129V130H77ZM83 129V128H82ZM208 129V130H207ZM219 129H221V130H219ZM26 130V131H25ZM50 130V129H49ZM147 130V131H146ZM218 130H219V132H218ZM235 130V131H234ZM238 130V129H237ZM12 131H13V128H12ZM34 130H33V132H35ZM109 131V130H108ZM146 131V132H145ZM154 131H155V129H154ZM223 131V132H224ZM233 131L235 132V133H233ZM248 131V130H247ZM247 131H245V133L247 132ZM32 132V134H30V132H28V134L30 135V136H33L34 135V133ZM45 132V131H44ZM150 132H153V131H150ZM156 132V131H155ZM250 132H252V131H250ZM257 132V131H256ZM36 133V132H35ZM55 133V134H54ZM158 133V132H157ZM222 133V132H221ZM12 134V135H11ZM96 134H98V133H96ZM96 134L94 135L95 137H96ZM100 134L101 133H99V137H100ZM142 134H144V135H142ZM152 134V133H151ZM150 133L149 134H147V136L148 135H151ZM175 134V133H174ZM234 134V135H233ZM240 134V133H239ZM250 134V133H249ZM256 134H258V133H251L250 134V137L248 136V138H251V137H254V135H256ZM11 135V136H10ZM76 135H78L77 137H76ZM82 135V134H81ZM244 136L243 137H245V135L246 134H243ZM253 135V136H252ZM26 136V135H25ZM35 136V135H34ZM94 136H93V138H94ZM143 136H144V138L146 139H142L143 138ZM158 136V135H157ZM172 136H173V134H172ZM175 136H176V134H175ZM174 136V137H175ZM238 136V135H237ZM240 136V135H239ZM28 137V136H27ZM99 137H98V139H99ZM104 137V136H103ZM103 137H100L101 139H104L105 140V138H103ZM185 137H186V135H185ZM236 137V136H235ZM234 137V138H235ZM242 137V136H241ZM247 137V136H246ZM245 137V138H246ZM256 138H257V136H255ZM254 137V138H255ZM34 138V137H33ZM33 138L31 139V138H29V140L31 139V141L33 140ZM74 138V137H73ZM76 138H79V139H81V140H76ZM178 138V140H177V143H176V139ZM181 138V137H180ZM221 138H222V140H221ZM226 138V137H225ZM255 138V139H256ZM17 139V138H16ZM19 139V138H18ZM24 139H26V140H28L27 138H24ZM21 140V141H25L26 142V140ZM63 139V140H62ZM96 140L95 141H97V137L95 138ZM142 139V141H140ZM154 139V140H153ZM183 139V138H182ZM242 139V138H241ZM244 139V138H243ZM252 140H253V138H251ZM35 140H36V137H35ZM62 140V141H61ZM143 140H145V141H147L148 142V144H150L149 146H150V148H148V144H146V142L144 141V143H143ZM151 140V141H150ZM168 140V139H167ZM173 140V139H172ZM172 140H170V142L172 141ZM175 140H174V142H173V145L175 146L174 148H176V146H177V148L178 149H175V150H173V151H176L177 150V152H180V153H182L181 151H179L180 150V147H179V145H180V143H179V137L177 136L176 138H175ZM185 140V139H184ZM235 140H236V138H235ZM234 140V141H235ZM239 140H240V138H239ZM238 140V141H239ZM246 140V139H245ZM245 140H242L243 142L245 141ZM75 141H76V143H75ZM94 141V142H95ZM159 141H161L162 142V140H159ZM164 141L165 140H163V143H161V142H158V143H161L160 144V146L162 145L163 147H160V146H158L159 148H160V150H162L163 152H164V154H165V152H168L169 154L170 153H172L173 151H172V149L171 150H168V149H170V147L172 146V143H170V145L168 144V143H166V141H165V143L166 144H164ZM225 141H224V143H225ZM28 142V141H27ZM26 142V143H27ZM62 142V143H61ZM97 142H100L99 140L97 141ZM102 142V141H101ZM100 142V143H101ZM138 142H140L139 143V145L140 144H142V146H139L137 143ZM142 142V143H141ZM153 142H154V144H153ZM182 144H183V142L184 141H180ZM31 143V142H30ZM32 143H35V141L33 140L32 141ZM31 143V144H32ZM69 143V144H70ZM104 143V142H103ZM102 143V144H103ZM157 143V142H156ZM176 145H175V144ZM223 143V144H224ZM68 144V145H69ZM83 144H84V142H83ZM94 144V145H93ZM137 144V145H136ZM144 144L147 146V147H144V149H143V146H144ZM177 144H179V145H177ZM232 144V146H233V148H232V146H230ZM30 145V144H29ZM28 145V146H29ZM85 145V146H86ZM98 145V144H97ZM165 145H169L166 149H165ZM12 146V147H11ZM70 146V145H69ZM72 146H73V144H72ZM76 146V147H77ZM136 146H137V149L139 148L140 149V147H141V149L143 150H141L142 152H144L142 155H139L138 156V151H140V150H136V151H134L135 149L134 148H136ZM139 146V147H138ZM183 145H181V147H182ZM188 146V145H187ZM229 146V147H228ZM38 147V148H37ZM74 147V146H73ZM72 147V148H73ZM76 147H74L73 149H75ZM97 147V148H96ZM100 147V148H99ZM104 148V155L102 156V161L100 160L101 159V156H100V158H99V160L100 161H97V160H95V161H97L96 163L98 164V162H100L99 164H98V167H96L95 169H93L92 168V165H93V162H94V156H92V155H94V152L96 151V150H98V151H100V152H102L103 151V149L102 148ZM134 147V148H133ZM156 147V146H155ZM173 147V146H172ZM171 147V148H172ZM185 147V146H184ZM190 147V146H189ZM29 148H33V146H29ZM49 148H51V152H49ZM70 148V147H69ZM68 148V149H69ZM72 148H70V151L72 150ZM78 148V147H77ZM158 148V149H159ZM162 148V149H161ZM163 148H164V150H163ZM225 148V149H224ZM25 149V148H24ZM67 149V150H68ZM94 149H96V150H94ZM100 149V150H99ZM134 149V150H133ZM186 149V148H185ZM188 150L190 149V148H187ZM186 149V150H187ZM194 149V148H193ZM228 149V150H227ZM242 149V148H241ZM131 150H133V152H134V155H136V156H133V154L131 153ZM152 150V149H151ZM157 150V149H156ZM159 150V151H160ZM166 150V151H165ZM182 150V149H181ZM184 150V149H183ZM187 150V151H188ZM192 149H190V151H191ZM231 150V151H232ZM69 151V150H68ZM98 151H96V153H95V155L97 156V154H99V152ZM158 151V150H157ZM170 151H172V152H170ZM193 151V150H192ZM225 151V152H224ZM65 152H66V150H65ZM65 152L64 153H62L63 155L65 154ZM98 152V153H97ZM156 152V151H155ZM161 152V151H160ZM162 152V153H163ZM196 151H194V152H192V154L191 155H193L194 153H195ZM211 152H212V154H211ZM245 152V151H244ZM71 152H69V154H70ZM136 153V154H135ZM149 153V154H148ZM152 153H154V152H152ZM162 153H160V154H162ZM175 153V152H174ZM184 153V152H183ZM224 153V154H223ZM232 153V152H231ZM55 154V153H54ZM60 153H58V155H59ZM69 154H67V152H66V155H64V157H66L67 155H69ZM90 154V155H89ZM92 154V155H91ZM132 154V155H131ZM139 154H140V152H139ZM173 154V153H172ZM188 154H189V152H188ZM187 154V155H188ZM228 155L230 154V153H227ZM39 155H40V157H39ZM56 155H57V153H56ZM72 155V154H71ZM168 155V154H167ZM183 155V154H182ZM184 155H185V153H184ZM195 155V154H194ZM193 155V156H194ZM195 155V156H196ZM231 155V154H230ZM229 155V156H230ZM253 155H254V153H253ZM82 156L80 157V159L82 158ZM133 156V157H132ZM166 156V155H165ZM169 156H171V155H169ZM174 156V155H173ZM192 156V157H193ZM245 156V155H244ZM247 156V155H246ZM250 156V155H249ZM45 157V158H44ZM52 157H54L53 159L54 160H52ZM58 157V156H57ZM72 158V156H69V158ZM74 157V156H73ZM77 157V158H78ZM154 157V155L151 157V158H153ZM160 157H164V156H160ZM175 157V156H174ZM197 157V156H196ZM213 157V156H212ZM254 158L255 157V155L254 156H251V158ZM258 157V156H257ZM255 157L254 159H255V161L257 160V159H259L260 157ZM40 158H41V160L43 159L44 160V162H45V160H47L46 158H48V159H50V164L48 165V167L46 168L45 167V165H47V164H43V161H42V164H43V167H44V173H43V177H41L40 175V173L39 172H37L36 174H35V176H32L31 174H30V170L28 169V168H32L31 166H29V164H32V163H39L40 162ZM59 158V157H58ZM178 158V157H177ZM182 158V156L180 157V159ZM186 158V157H185ZM199 158V157H198ZM244 158H247V157H244ZM250 158V157H249ZM37 159V160H36ZM79 158L77 159V161L79 160V161H82V159L80 160ZM188 159H189V157H188ZM193 159H194V157H193ZM261 159H263V158H261ZM152 160V159H151ZM240 160V157L238 158V161ZM241 160H242V158H241ZM48 161V160H47ZM71 161H73L72 159H71ZM146 161L148 162V161H150V162H148V163H146ZM179 161V160H178ZM181 161V160H180ZM188 161V160H187ZM186 161V159H185V162L186 163H190L189 161L187 162ZM244 161H247V160H244ZM244 161H242V162H240L241 164H244ZM254 161V162H255ZM264 160H262V163H264L263 162ZM58 162V161H57ZM73 162H75L76 164H74ZM72 163L73 164H71V168L70 169H68L67 168V170L69 171H73V170H71V169H74L73 168V166L72 165H76L75 166V168L77 167V165H78V167L77 168H80L81 169V164H82V162H76V158L74 159V161H73ZM184 162V163H185ZM253 162V161H252ZM259 162H261V161H259ZM258 162V163H259ZM35 163V164H36ZM60 163V161L58 162V164ZM61 163L63 164V162L61 161ZM80 165H79V164ZM95 163V162H94ZM146 163V165L145 166H143L144 164ZM181 163V162H180ZM179 163V164H180ZM57 163H56V166H59ZM66 164V163H65ZM96 164V165H97ZM152 164H154V163H152ZM178 164V165H179ZM255 164V163H254ZM257 164V163H256ZM255 164V165H256ZM260 164V163H259ZM32 165H34V164H32ZM150 165V164H149ZM208 165H209V163H208ZM255 165H253L252 164V166H255ZM68 165H66V167H67ZM95 166V165H94ZM258 166V165H257ZM262 166H263V164H262ZM141 167H143L144 168V170H146L145 172L144 171H141V169H143V168H141ZM181 167V166H180ZM264 167V166H263ZM57 168V167H56ZM148 168V167H147ZM182 168V167H181ZM186 168V167H185ZM202 168H204L203 170H201ZM256 168V167H255ZM259 168V167H258ZM262 168V167H261ZM59 169H60V167H59ZM62 169H63V173L64 174H62V177H63V175H65V170L64 169H66L65 167H63V165H62ZM79 169V170H80ZM158 169V168H157ZM162 169H164V168H162ZM221 169H220V171H221ZM254 169V168H253ZM29 170V171H28ZM87 170V171H88ZM159 170V169H158ZM157 170V171H158ZM166 170V169H165ZM165 170H164V172L163 173H165ZM168 170V169H167ZM174 170H176V169H173L172 170V172L174 171ZM183 170V169H182ZM185 170V169H184ZM196 170V171H195ZM75 171V170H74ZM85 172H86V170H84ZM83 171V172H84ZM89 172V175H90V173H92V172ZM95 171H97V172H95ZM154 172H155V170H153ZM152 171V172H153ZM160 171H161V169H160ZM163 171V170H162ZM161 171V172H162ZM178 171H180V170H178ZM177 171V172H178ZM201 171H203V172H201ZM259 171L261 172V173H259ZM143 174H142V173ZM151 172V173H152ZM153 172V173H154ZM160 172V173H161ZM169 172V171H168ZM231 172V171H230ZM257 172V171H256ZM35 173V172H34ZM42 173V172H41ZM78 173H80V172H78ZM126 173H128V175H125L124 176V174H126ZM166 173H167V171H166ZM200 173L202 174L201 176H200ZM40 174V175H39ZM169 174V173H168ZM173 174V173H172ZM174 174H175V172H174ZM178 174V173H177ZM179 174H181V173H179ZM27 175V178H29L30 180H32V184H30L28 181H27V183H29L28 185L29 186H27V187H25V186H23V179L25 178V176ZM80 175V174H79ZM92 175H91V177H92ZM154 175V174H153ZM66 176H68V175H66ZM65 176V177H66ZM74 176V177H73ZM84 176V175H83ZM146 178H145V177ZM175 177H176V175H174ZM61 177V176H60ZM65 177H63V178H65ZM185 178L184 180H186L187 182L188 181H190V179H188V178ZM196 177H197V180H196ZM67 178V177H66ZM66 178H65V180H66ZM92 178H94V177H92ZM77 179H78V177H77ZM147 179V180H146ZM29 180V181H30ZM71 180V181H70ZM132 180V181H131ZM150 181L149 183H147L146 181ZM163 180H164V182H163ZM176 180H178V179H176ZM209 180H211V179H209ZM209 180H208V183H209ZM215 180V181H214ZM80 181V180H79ZM125 181H127V179H125ZM125 181H122V183L123 182H125ZM133 181V182H134ZM167 181H169V184H167L168 182ZM179 181V180H178ZM65 182V183H64ZM81 182V181H80ZM152 182V183H151ZM175 182H177V181H175ZM120 183L121 182H119V185H120ZM130 183H128V184H130ZM172 185H171V184ZM179 183L180 184H186V182H184V183H181L180 181L177 183L178 185H179ZM207 183V184H208ZM76 184V185H77ZM80 184V183H79ZM124 184H126V183H124ZM124 184H123V186H124ZM128 184H127V187H129L128 186ZM176 184V185H177ZM206 183H204V185H205ZM212 184V185H213ZM216 184V185H217ZM25 185V184H24ZM27 185V184H26ZM81 185V184H80ZM118 185V184H117ZM135 185L137 186V185H139V187L138 188H134L135 187ZM168 185V186H167ZM177 185V186H178ZM208 185H210V187L212 188V185H211V183L210 184H208ZM215 185V186H216ZM221 185V186H220ZM81 186V187H82ZM121 186V185H120ZM167 186V189L169 188V190H167L166 189V191H168L169 193H167L165 190H164V188ZM170 186V187H169ZM174 186H175V184H174ZM173 186V187H174ZM176 186V187H177ZM75 187V186H74ZM78 187H79V185H78ZM115 187H117V186H115ZM119 187V186H118ZM118 187L116 188V190L118 189ZM122 187V186H121ZM185 187H188V186H185ZM205 187V186H204ZM206 187H207V185H206ZM210 187L208 188V189H210ZM87 188V187H86ZM191 188V189H192ZM21 189L22 190H31L30 192H27V193H23L22 191H21ZM115 189V188H114ZM126 189H128V188H126ZM182 189H179V191L180 190H182ZM116 190H114V191H116ZM118 190H120V189H118ZM134 190H132V188H130L129 187V191H128V193H127V195L128 194H130L131 195V197H134L131 193H129V192H131V191H134ZM176 190H178V189H176ZM213 190V189H212ZM211 190V191H212ZM215 190V189H214ZM213 190V191H214ZM77 191H78V188H77ZM81 191V190H80ZM137 191V190H136ZM136 191H134V192H136ZM139 191H137V192H139ZM177 192V191H175V192H177V195H178V193H181V191L180 192ZM204 191V190H203ZM202 191V192H203ZM208 191V190H207ZM207 191H205L206 193H207ZM210 191V193H212ZM120 192V191H119ZM142 192L145 194H143L142 195ZM146 192V193H145ZM158 193V194H156V193ZM174 192V193H175ZM204 192V193H205ZM182 193H184L183 191H182ZM182 193L181 194H179L178 196H180V195H182ZM203 193V194H204ZM119 194V193H118ZM154 194H156V196H154ZM202 194V193H201ZM25 195V196H24ZM127 195H126V198H127ZM140 195H142L143 196V199H142V196L141 197H139ZM184 195V194H183ZM200 195V194H199ZM207 195L209 196L210 194H208L207 193ZM211 195H213V193L211 194ZM117 196V197H116ZM122 195L120 194V197H121ZM153 196H154V199H153ZM170 196H174V194L172 193ZM177 196V197H178ZM207 196V197H208ZM22 197H24V198H22ZM113 197H115L116 199H117V204H116V206H114V207H116L115 209H113V211H112V213H109L112 209H111V207H113V205H112V203H114V201H112L113 200ZM156 197V198H155ZM176 197V196H175ZM200 197V196H199ZM204 197V196H203ZM122 198H125V197H122ZM128 198H130V196L128 195ZM195 198L197 199V200H195ZM202 198V197H201ZM205 198V197H204ZM209 198V197H208ZM208 198H206L207 200H208ZM116 199H115V202H116ZM146 199V200H145ZM172 199V198H171ZM173 199H176V198H173ZM177 199H179V197L177 198ZM180 199H181V196H180ZM210 199V198H209ZM119 201H120V203H121V198L119 199ZM128 201V200H127ZM136 201V200H135ZM175 201V202H176ZM187 201V200H186ZM197 201V202H196ZM201 201V200H200ZM137 202V201H136ZM135 202V203H136ZM139 202V204H140V208H142L143 206V203L141 204ZM162 202H160L159 201V203H161L162 204ZM167 202V201H166ZM165 202V203H166ZM168 202H170V201H168ZM171 202H173V201H171ZM203 202H205V201H203ZM126 203V201L124 202V204ZM128 203H131V202H128ZM138 203V202H137ZM209 203H211V202H209ZM134 204V203H133ZM132 204V205H133ZM139 204H137V206H139ZM180 204H182L181 202H180ZM127 205V204H126ZM146 205H148V204H146ZM148 205V207H150ZM183 205V204H182ZM122 207V210H124V212L126 213L127 212V207H125V206H122V204L121 205H119V207ZM128 206V205H127ZM150 207V208H152L151 210L153 211L154 210V215H152V212H151V210H149L150 212H151V216H149V211H147L146 212V210H145V212L148 214V216L150 217L149 219L150 220H152L151 222L152 223H154V222H156L157 220V223H158V225L159 224H163V223H159V219L157 218L159 215H161V213H160V211H159V209L156 211L157 212V216H155V210L156 209H153V207ZM157 206H158V204H157ZM160 206V205H159ZM158 206V207H159ZM204 206H205V204H204ZM119 207H118V209H119ZM127 208V209H124V208ZM144 207H145V205H144ZM156 207V206H155ZM163 207H164V204H163ZM179 207V208H178ZM184 207V208H183ZM188 207V206H187ZM201 207V206H200ZM206 207V206H205ZM131 208V207H130ZM139 208V209H140ZM146 209H150V208H147V206L145 207ZM157 208V207H156ZM160 208H161V206H160ZM169 208V209H168ZM183 208V209H182ZM202 208H203V206H202ZM207 208H210L208 205H207ZM254 208V209H253ZM99 211H98V210ZM138 209V210H139ZM176 209V210H175ZM182 209V210H181ZM197 209L198 210H200V208L199 207H197ZM126 210V211H125ZM134 211L133 212H136L135 211V209H133ZM143 208H142V210L140 209L139 211L140 212H138V214L140 215L141 214V211L143 212ZM181 211V213L180 214H182V212H183V214L182 215H180L179 214V212ZM213 210V209H212ZM227 210H228V212H227ZM251 210H252V212H251ZM95 211H98V212H96L95 213ZM119 211V210H118ZM117 211V212H118ZM131 211V210H130ZM159 211V212H158ZM176 211V213H175V215H174V212ZM177 211H179V212H177ZM191 211V210H190ZM197 211V212H196ZM201 211V210H200ZM256 211V210H255ZM255 211H254V214H255ZM257 211V213L261 216V214L259 213ZM123 212V211H122ZM120 212V214L123 216H125V213L123 212ZM145 212H144V214H145ZM149 212V213H148ZM205 212V211H204ZM251 212V213H250ZM173 215H172V214ZM188 213H190L189 215H188ZM202 213V212H201ZM206 213V212H205ZM109 214H112V215H109ZM129 213L127 212V216H125L126 218H127V220L129 219L130 221H131V219L130 218H128V216H130V214H131V212H130V214L128 215ZM143 213H142V216H140L141 217V219H143L144 220V222L146 223H144V222H142V224L144 225H142V226H137L136 225V227H138L137 229H140V228H143V227H145L146 226V229H147V227H148V225L147 224H151V226H152V223L150 222V223H148V221H150L149 219H148V216H147V214L146 215H144ZM159 214V215H158ZM163 214H164V212H163ZM162 214V215H163ZM254 214H252V216L254 215ZM258 214H256V215H258ZM133 215V214H132ZM137 215V214H136ZM139 215H137L138 216V218L136 217L135 219H138V221H139ZM147 216V218H145L144 216ZM171 215L174 217V216H176V217H174V218H172L171 217ZM177 215H180V216H178L177 217ZM202 215H205V214H202ZM263 216H264V214H262ZM110 216H111V219H109L110 218ZM117 216V215H116ZM134 216V215H133ZM152 216H154V217H156V218H154L153 217V219H155L156 221H154L151 217ZM190 218H189V217ZM199 216H200V212H199ZM206 216V215H205ZM120 218L121 220H123V222L124 223H122L121 225H122V228H123V225L124 226H126V224H125V219L126 218ZM130 217H132V216H130ZM160 217V216H159ZM162 217V216H161ZM169 217H171L170 218V220H169ZM194 217H195V219H196V221L194 220L193 221V219H194ZM254 217H255V215H254ZM257 217H259V216H257ZM257 217H255L256 219H257ZM113 218V219H114ZM118 218V217H117ZM162 218H165V215H164V217H162ZM192 218V219H191ZM219 218H216V220L218 219L219 220V222L221 221V219H219ZM106 219H109L108 221H109V223H107V221H106ZM112 219V220H113ZM119 219V220H120ZM148 221H147V220ZM181 220H183L182 218H180ZM203 219V218H202ZM204 219H206L205 217H204ZM259 219V218H258ZM116 219H114L113 221L114 222H116L115 221ZM162 220V219H161ZM161 220H160V222H161ZM180 220V222H182ZM209 220H211L210 222H209ZM138 221L136 220V221H134L133 220V222H137L138 223ZM183 221H186V219L184 218V220ZM191 221L193 222V224L191 223ZM118 222V221H117ZM122 222V221H121ZM127 222V221H126ZM129 222V221H128ZM139 222H141V220L139 221ZM214 222H216V221H214ZM218 221H217V223H219ZM252 222V221H251ZM254 222V221H253ZM132 223V222H131ZM157 223H155L156 224V226H157ZM184 223H182V225H184ZM187 223V224H186ZM189 223V224H188ZM202 223V222H201ZM217 223H216V225H217ZM110 226H112V227H110ZM114 224H115V228L113 227L114 226ZM129 225H133L134 226V224H130V223H128ZM163 224V225H164ZM170 224V223H169ZM168 224V225H169ZM177 224H180L179 222L177 223ZM192 224V225H191ZM205 224V225H206ZM139 225H140V223H139ZM187 225H189V226H187ZM202 225V224H201ZM109 226V230L110 231H112V232H110L108 229H107V227ZM117 226H119V225H117ZM132 226V227H133ZM150 226V227H151ZM169 226H171V225H169ZM168 226V227H169ZM174 226H177L176 224L174 225ZM204 226V225H203ZM257 226V225H256ZM120 227L121 226H119V229H120ZM127 227V226H126ZM153 227V226H152ZM161 227H162V225H161ZM173 227V226H172ZM179 227V226H178ZM178 227L176 228H174V233H173V235L174 236H176L175 234H178V233H180V231H181V233H183L184 231V229L183 230H178ZM182 227V228H183ZM245 227V228H244ZM121 228V231H124L125 229H126V231L125 232H129V231H127V229H129V228H131V226L129 227V228H125V229H122ZM135 228V227H134ZM134 228L132 229V230H130V234L127 236V235H125V237L127 236V238L132 234V235H134L135 236V238H134V236H130L129 237V240L127 239L126 241H130V239H131V237H133L134 238V240L136 241V240H138L139 238L138 237H140L138 234H140V235H142V234H144V235H142L141 236V240H140V242L142 241V243H143V238H145V237H143V236H145V235H147L146 234V232H148L146 229H144L145 230V233H144V231H143V229H142V234L141 233H139V232H137L138 230H136V232L134 231ZM155 228V227H154ZM157 228V227H156ZM167 228V227H166ZM165 228V230H167ZM170 228V227H169ZM168 228V231H164V233H169V231H170V229ZM206 228H207V226H206ZM235 228H237L236 230H235ZM258 228V227H257ZM97 229V232L100 230H98ZM105 229L107 230L106 232H105ZM118 229V230H119ZM159 229L160 228H157V230H158V232H159ZM176 229V230H175ZM152 230H155V232H153ZM151 231H152V233L153 234H151V235H149V236H146V239L147 238H151L152 237V235H153V238L154 239H150V242H151V247H152V245H153V247L152 248H150V246H149V239L148 240H144V244L145 245H148V247H149V249H153L151 252H154V254H155V256H156V253H158L159 254V252H156L157 250L159 251V248H156V247H160L159 246V240L158 239H161L162 237H163V235H161L162 237H156V236H154V234L157 232V230L156 229H152ZM203 230V229H202ZM235 230V232H232V231H234ZM131 231H133V232H131ZM140 231V230H139ZM171 231H172V229H171ZM172 231V232H173ZM177 231V232H176ZM179 231V232H178ZM183 231V232H182ZM212 231H214V230H212ZM238 231V232H239ZM247 230H245V232H246ZM257 231V230H256ZM47 232V235L46 234H44V233H46ZM94 232V233H93ZM99 232H101V230L99 231ZM108 232H110V233H108ZM157 232V235L159 234ZM161 232V231H160ZM172 232H170L171 234H172ZM216 232H217V234H216ZM120 233H122V232H120L119 231V235H120ZM134 233H137V235L138 236H136V234H134ZM151 233V232H150ZM164 233H162V234H164ZM166 233V235H165V237L167 236V235H169V234H167ZM185 233V232H184ZM212 233V232H211ZM233 233V234H232ZM95 234V235H94ZM112 235V234H114L113 236H110V235ZM117 234V235H118ZM161 234V233H160ZM159 234V235H160ZM204 234V235H203ZM232 234V235H231ZM98 235V234H97ZM119 235H118V237H119ZM158 235V236H159ZM172 235V236H173ZM179 235V234H178ZM184 235V234H183ZM33 236H35L36 237V242L33 240ZM86 236L88 237H92V238H90V240L89 241H87V239H86ZM93 236H94V238H93ZM105 236V237H106ZM120 236H123V235H120ZM151 236V237H150ZM169 236H171V235H169ZM171 236V237H172ZM180 236H182V235H180ZM193 236V237H192ZM255 236V235H254ZM35 237H34V239H35ZM43 237H45L46 238V241L43 239ZM98 237H99V235H98ZM125 237L123 238V237H121V238H123L122 239V241H121V238L119 239V242H117L116 244L117 245H119V243H122L123 242V240L125 239ZM143 237V238H142ZM185 237H178V238H181V240L184 238V240L186 239ZM209 237V238H208ZM244 237V236H243ZM253 237V235L251 236V238ZM47 238L49 239V244H48V242H47ZM97 238V237H96ZM107 238V237H106ZM106 238H105V240H106ZM115 238H117V236L115 237ZM138 238V239H137ZM157 238V239H156ZM164 238V237H163ZM174 238V237H173ZM173 238H170V239H168V236H167V244L169 243L170 245H169V247L167 248V250L169 249V251L171 252L172 250H171V248L173 247L174 248V246H173ZM175 238H177V236L175 237ZM174 238V239H175ZM194 238V239H195ZM99 239V238H98ZM118 239H117V241H118ZM143 239V240H142ZM186 239V240H187ZM104 240V239H103ZM113 240L115 241L116 239H114L113 238ZM113 240H111V243H112V241ZM132 240V239H131ZM154 240V241H153ZM157 241V243H156V246H155V244H154V242H156ZM166 240V239H165ZM164 240V245L163 246H165V243H166V241ZM168 240H173L171 243L170 242H168ZM196 240V241H197ZM206 240V241H205ZM210 240H212V241H210ZM108 241V242H109ZM121 241V242H120ZM125 241V240H124ZM134 241V242H135ZM139 241V240H138ZM138 241L136 242V244L138 243ZM148 241V242H147ZM152 241H153V244H152ZM188 241V240H187ZM189 241H191V240H189ZM107 242V243H108ZM116 242V241H115ZM131 242V241H130ZM133 242V241H132ZM111 243H110V245H111ZM126 244L125 245H128L127 244V242H125ZM129 243V242H128ZM141 243V244H142ZM146 243H148V244H146ZM185 243H187L186 241H185ZM184 243V244H185ZM196 243V244H195ZM201 243V245H199ZM238 243V242H237ZM236 243V244H237ZM51 244L52 245H54V247L51 249V253H50V255H49V253L47 252V250H46V248L44 247V245L47 247V246H51ZM109 244V243H108ZM114 244V243H113ZM112 244V245H113ZM161 244H163L162 242H160V245ZM166 244V245H167ZM176 244H181L180 246L182 247V241H181V243L179 242V243H174V245H176ZM105 245H106V242H105ZM110 245H108L109 247V249L108 250H110ZM111 245V246H112ZM116 245V246H117ZM130 245V244H129ZM128 245V246H129ZM158 245V246H157ZM172 245V246H171ZM241 246V243L239 242L238 243V245H235V246H238V247H240ZM103 246H104V244H103ZM123 246H124V244H122L121 245V248H120V245L118 246V251H119V248H120V250L123 248ZM133 245L131 244V247H132ZM162 246V247H163ZM168 246V245H167ZM113 247H115V246H113ZM113 247H111V250H112V248ZM127 247V246H126ZM135 247V246H134ZM134 247H133V249H134ZM147 246H145V247H143V245H142V247L141 248H143L142 249V251L144 252V253H146V255L148 256H146V255H144V254H141L140 252H142L141 251V249H140V245L138 244V248H139V252H137V250L136 251H134L133 250V253L134 254H132V257H136V255H137V257H139V255L138 254H141L140 255V257H142L143 255L144 256H146V257H142V258H140L139 257V259H140V261H139V263H143L142 262V259L143 258H151L150 260L149 259H147L149 262L147 263V261L145 260V263H147V264H151V262H153L152 261V255H154V254H151V253H148L147 254V251L148 252H150L147 248H148ZM176 247V246H175ZM201 247V248H202ZM217 247H219V248H217ZM50 248V247H49ZM117 248V247H116ZM128 248V247H127ZM156 248V251L154 250ZM163 248H165V247H163ZM162 248V249H163ZM177 248V247H176ZM175 248V249H176ZM178 248H179V250L181 249L180 247H179V245H178ZM185 248V249H184ZM193 248H191V249H193ZM207 248V249H206ZM106 249V248H105ZM106 249V250H107ZM114 249V248H113ZM129 249V248H128ZM131 249V248H130ZM147 251H146V250ZM188 250V248H186V247H182V249H181V252L180 253H182V250ZM193 249V250H194ZM197 249V248H196ZM105 250V251H106ZM110 250V251H111ZM115 250H117V249H115ZM114 250V251H115ZM160 250H161V248H160ZM186 250V251H187ZM207 250V251H206ZM113 251V250H112ZM111 251V252H112ZM131 251V250H130ZM130 251L128 250V252H129V254H130ZM146 251V252H145ZM162 251V250H161ZM163 251H164V249H163ZM189 251V250H188ZM201 251L202 252H204L203 254H201ZM120 252V251H119ZM118 252V253H119ZM136 252H137V254H136ZM142 252V253H143ZM191 252V251H190ZM189 252V254H191ZM197 251L195 250V253H196ZM239 252V250L237 251V253ZM241 252V254H243L244 252L243 251H240ZM240 252L236 255L238 258H241L242 259V255L240 254ZM243 252V253H242ZM81 253H83V255H81ZM108 253H109V251H108ZM117 253V252H116ZM115 252L113 253V255H115L116 254ZM160 253H162V252H160ZM169 253V252H168ZM177 253H178V250H177ZM198 253V252H197ZM196 253V255H193L194 254V251H193V254H191L190 256H191V258H192V256H193V258L191 259V258H189L188 256H189V254H187L188 256H186V257H188L190 260H192V261H190L189 259L188 260H186L187 258L184 256L182 259H181V257L183 256H181L180 257V259H178V263L180 264H185V263H187V261H188V263L187 264H194V263H196V262H194V261H196L195 259H194V256H198L199 254H197ZM106 254V253H105ZM109 254H111V253H109ZM124 254V253H123ZM151 256H150V255ZM171 254H173L172 252H171ZM176 254V253H175ZM179 254V253H178ZM183 254V253H182ZM186 254V253H185ZM84 255H85V257H84ZM113 255H112V257H113ZM122 255V254H121ZM167 255V254H166ZM166 255H164V256H166ZM204 255V256H205ZM244 255V254H243ZM47 256V257H48ZM104 256H106V255H104ZM103 256V257H104ZM118 256H120L119 254H118ZM125 256V255H124ZM131 256V255H130ZM150 256V257H149ZM158 256V255H157ZM167 256H169V255H167ZM171 256V255H170ZM178 256V255H177ZM200 256H198V258L200 257ZM241 256V257H240ZM107 257V256H106ZM105 257V258H106ZM115 258H118L119 259V257H116V256H114ZM114 257H113V259H114ZM132 257H129L128 256V259H129V261H128V259H126L127 260V263L128 262H130V258H132ZM136 257V258H137ZM154 257V256H153ZM195 257V258H196ZM264 257V256H263ZM262 257V258H263ZM109 258H110V256H109ZM125 258H127V253H126V257ZM154 258H156V257H154ZM162 258V256H160V258L159 259H161ZM168 258V257H167ZM174 258H177V257H171V258H169V260L168 261H170V259L171 260H173ZM203 258V257H202ZM201 258V259H202ZM206 258V257H205ZM205 258H203V259H205ZM233 258V257H232ZM236 258V257H235ZM252 257H250V259H251ZM261 258V259H262ZM107 259H108V257L106 258V261H107ZM121 260H122V257L120 258ZM134 258H132V260H133ZM165 259V258H164ZM163 259V260H164ZM183 259H184V261H185V263H184V261H183ZM194 259V260H193ZM202 259V261H204ZM234 259V258H233ZM241 259H239V260H241ZM243 259H244V256H243ZM245 259H246V257H245ZM253 259V258H252ZM252 259H251V261H249V257H248V261H249V263H252ZM259 259V258H258ZM111 260V259H110ZM137 261H138V258L136 259ZM144 260V259H143ZM154 260V259H153ZM162 260V259H161ZM161 260H160V264H162L161 263ZM166 260V259H165ZM180 260H182V262L180 261ZM205 260H207V259H205ZM254 260H255V256H254ZM253 260V262H255ZM264 260V259H263ZM47 261V262H46ZM80 261V262H79ZM116 261H117V259H116ZM120 260H118V262H119ZM151 261V262H150ZM156 261H158V260H156ZM168 261L166 260V264L168 263ZM177 261V260H176ZM175 261V262H176ZM180 261V262H179ZM190 261V262H189ZM198 261H199V259H198ZM201 261V260H200ZM199 261V263H201ZM208 261V260H207ZM245 261V260H244ZM247 261V260H246ZM245 261V262H246ZM258 261V260H257ZM105 262V261H104ZM108 262V261H107ZM124 262H126V261H124ZM134 262H135V259H134ZM175 262H173V263H175ZM192 262H194V263H192ZM263 262V263H262ZM114 262H112V264H113ZM126 263V264H127ZM138 263V262H137ZM136 263V264H137ZM154 263V262H153ZM156 263V262H155ZM154 263V264H155ZM247 263V262H246ZM260 263H262V264H264V261H262L261 260V262H256V263H254V264H260ZM116 264V263H115ZM120 264V263H119ZM121 264H122V262H121ZM125 264V263H124ZM129 264V263H128ZM133 264V263H132ZM135 264V263H134ZM144 264V263H143ZM157 264H158V262H157ZM169 264H171V263H169ZM253 264V263H252Z\"/></svg>", "mask_w": 264, "mask_h": 264}, {"label": "rangeland", "instance_id": "rangeland-1", "mask_svg": "<svg viewBox=\"0 0 264 264\" xmlns=\"http://www.w3.org/2000/svg\"><path fill=\"white\" fill-rule=\"evenodd\" d=\"M22 1V2H21ZM84 1H86L87 2V0H84ZM83 0H2V2L0 3L1 5H0V27L1 26H7L6 27V29L7 30H9V40H8V45H7V48H6V53L8 54H6V62L4 63V68H5V70H6V68H7V71H6V73L9 71V70H11L12 72H10L9 71V73H7V81H8V79L10 80V82H11V84L10 83H8L9 85H10V87H11V90H10V92L11 93H9L8 95H7V98H8V100H10V99H12L13 97V99H14V102H12V101H10L9 102V107H7V113H8V119H11V122H14L15 120V123H12V124H10V130H11V132H14L15 133V135H16V133L17 132H15V130H14V127L16 128V126H17V128H16V130L18 129V127H19V131H20V133H18V136L16 137V138H14L15 139V141L13 142L12 141V146H14V147H12V149H14L16 146H18V144H24V146L22 145L21 147L23 148V150H25L26 151V149H27V147H28V149H32L31 151L33 152V149L36 147V146H38V145H36V141H37V139H38V132L37 131H35V130H37V126H39L40 124H42L43 123V126H44V128H41L42 130V132H43V134H44V136H46V135H48V134H46V132L47 133H49L50 131H52L51 130V128L52 127H57L58 128V126H57V123H58V125H59V128H60V125L62 126V124L60 123L59 124V122L58 121H60L61 120V118H63L64 120H67V121H70V120H72L73 122H70L71 123V126H72V128H71V126H69L68 127V129L69 128H71V132H72V136L74 137H71L69 140H67L66 141V144L64 145L63 144V146H62V148H61V150L59 151V152H57L58 151V149L59 148H56L55 149V147H57V145L56 146H54V147H52L53 148V151L51 150V148H49V152H51L52 151V155L54 156L55 155V160L53 159L54 157H52V160H54V162H55V166H54V171L55 170H58V172L60 171V173H61V175H59L58 176V180H57V182H59V180H60V184H62V182H63V180L62 179H64V181L66 182V181H68L69 182V179H72V175H71V177H70V174H74L75 173V178H73V179H76L75 181L73 180L72 181V183L73 182H77L78 181V184L76 185H72L73 186V188L75 189V191H76V193L77 192H82L84 189V191L86 192V190L88 189V185H86L85 186V184H87V182H89L90 180H94L95 179V176H93L92 174L94 173V171L92 172L91 170V172L92 173H90V175H89V170L85 167V163H86V160H84V158H83V156H82V161H77V159L79 158L80 159V157L81 156H77L76 157V155H74V154H78L77 153V150L78 149H80V147L81 148H83V150H84V147H86L87 148V145H88V143H86L85 141V138H87L88 137V139H87V142H89L88 140H90L91 138V136L90 135H92L93 133H91V131L93 132V131H96V132H94V134L92 135V140H91V142L89 143V145L90 144H92V143H97V144H95L97 147L99 146V145H101L102 147L103 146H105V143H106V139L107 138H105V136L106 137H108V134H109V132H110V127H112V122L113 121H111V120H113V116L115 115V114H113L115 111H114V102H112L111 101V99L110 100H108L109 99V97L108 96H106V95H104V94H107V93H109V89L108 88H110L109 86L110 85H112V83H114L113 84V86H114V88H116L115 90V96L117 97V99H118V101L121 103V106H124V105H126L127 104V106L125 107L124 106V108L122 107V109H125V108H127L128 106H129V104L131 103V101H133L136 97H137V95H138V92H139V95H140V90L141 89H143V87L145 88V87H148V86H150V84L152 83L153 85H154V83L156 82L155 80L157 79V82H156V84L158 83V85H155V87L157 86V87H159V85L161 84V86H160V88H158L159 90L157 91V92H159V93H156V94H158V96H156L155 98H153L154 100H153V102L149 105L150 107H148V110H149V112L147 113V114H149V121H148V119H146L145 120V122L146 123H144V128H147L148 129V133L147 134H151V135H148L147 136V134L145 133V138H147V141L150 139V138H152L153 136L152 135H154L155 133H156V136L154 137V138H158V140H154L155 141V144H154V142H153V144L154 145H150V144H148V142L147 141H145L146 139L144 138V136H143V138L142 139H145V140H143V143H144V141L146 142V144H148L147 146H148V148H150V146H153V148L151 147V149H148V150H145L144 149V147H147L145 144H144V146H143V149L145 150V156H146V158H147V154H146V152H150V154L148 155L149 157L146 159V160H150V161H153L152 163H154V164H152V163H148V162H150V161H146V163H148L147 164V167L145 166L146 165V163L143 165V166H145V169H147L148 171H146V170H144V168L143 167H141V168H143V169H141V171H146L143 175H145L146 176V174L148 175L147 176V178L149 177V179H150V177H151V175L153 176V177H151V181H152V178L154 179L153 180V183H155L156 181H157V179H159V178H157V177H155V174L157 175V173L156 172H159L158 174H160V176L162 175V179H163V177H164V174H165V178L168 180L169 178L171 179V175H173V177H172V179L173 178H176V179H178L181 183H184V182H186V184H180L179 183V185L177 184L179 181L178 180H174L173 179V181L172 180H170L171 182H173L172 184H173V186H174V184H175V186L173 187H170V190L172 189V190H174L175 189V191H179V189H182L181 187H182V185L184 186H188V187H185L184 186V188L183 189H185V188H190V186H193L194 185V181H195V178H193L194 180H192V182H191V179L189 178L190 176H191V174L189 175V177H187V176H185L184 177V179L187 177L188 179H190V181H186V180H184L183 179V182L179 179V178H177V176H180L181 177V179H182V177H183V175H184V173H188V168H189V165L191 164V161L192 160H195L196 158V160H199L200 159V156H199V154H200V151L199 152H197V150H199V149H197L196 150V148L198 147L197 145H199L200 143V147L199 148H201L202 147V143H203V148H207L208 150H213L214 148L216 149L217 148V145H218V138H212V139H210V138H203V136H205V135H208L209 134V132L211 131V130H213V124H211L210 126H208V129H209V127L210 128H212L210 131L208 130V132H205V131H203L204 133H205V135H203L202 137H201V135L202 134H204L203 132H202V134L201 135H198V134H200V133H197L198 131H197V129L199 128L200 129V127H202V128H205L206 129V127L204 126H202L204 123L203 122H206V124L207 123H209V121H208V119H209V116L208 117H206L207 115H209L210 114V112H208L207 110L209 109V105L212 107V106H214L213 107V110L211 109H209V111H215V109L216 110H222L223 108H221V107H216V105L218 104V101H217V99L215 98V99H213V100H209L208 102H206L205 101V99L203 98L204 96L203 95H198L197 94V92H195V94H197V95H194V93H193V91H196V88H193V86H192V84L191 83H188V84H186V82L184 83L183 82V80L181 79V78H179L178 80H176L175 82H174V84H172L171 86L169 85H167L168 83H166L163 87H162V85L165 83V82H167L165 79H167L168 77V75H169V72L171 71H173L172 73H176V72H178V73H180L179 71L181 70H183V64L185 63V66L189 63L188 61H189V59L188 58H184V62H183V60L181 59H179L180 57L182 58V57H184L183 55H181L179 58H178V56L176 57V58H178L179 60H175V61H167V60H165L166 58H163V54H165V52H163L164 51V49L165 48H168V44H167V41H166V39H170L171 38V31H170V29L169 28H166L167 26L164 24V23H161V22H164V20H163V18L162 17H160V18H162L161 20L158 18V15H157V13H155L156 11H157V9L158 8H160L159 6H161V3H162V5L164 4V3H166L168 0H116V1H114V3L112 2L113 0H106L105 2H107V1H109L108 2V6H105V5H107V4H104L105 2H103L104 0H97V1H99V3L101 2V5H103V7H104V9H103V7L100 9V10H98V12H97V9H95V5H94V1L93 2H90L89 0V4L88 3H86V4H84L85 2H84ZM126 1V2H125ZM182 1V0H181ZM184 1V0H183ZM186 1V0H185ZM184 1V2H185ZM198 1V0H197ZM200 1V0H199ZM84 2V3H83ZM95 2H96V0H95ZM111 2V3H110ZM121 2H122V4H123V2H124V6H126L127 7V5H128V10L130 11V10H132V11H134V14L136 15V16H138V18L141 20V26H142V29L139 31H137V30H134V31H127V33H125V31H123V33L122 32H117V33H115V35H113L114 36V39H113V41H112V38L113 37H111V40L109 39V40H107L106 42H103L104 43V45L102 44V43H99V44H97L98 42L97 41H95V40H91V35L92 34H94V32L96 33V32H99L100 31V29H98L97 27H99V28H101L100 26H102L103 24H104V19H109V18H111L112 16H114V15H116V12H117V8L119 7V5H122L121 4ZM158 2V3H157ZM189 2H190V0H187L184 4L185 5H183V6H185L184 7V10L187 12V11H189V10H192L194 13L196 12V14H197V11H199V9L198 8H194V7H196L194 4H192L191 5V3H192V0H191V3L189 4ZM78 3V4H77ZM82 3V4H81ZM92 3V4H91ZM98 3V2H97ZM103 3V4H102ZM119 3V4H118ZM127 3V4H126ZM188 3V4H187ZM197 3V2H196ZM200 3V2H199ZM84 4V5H83ZM157 4V5H156ZM3 5V6H2ZM86 5V6H85ZM90 5V6H89ZM159 5V6H158ZM80 6V7H79ZM91 6H95V7H92L91 8ZM155 6V7H154ZM157 6V7H156ZM192 6H193V8H192ZM146 7V8H145ZM80 8V9H79ZM94 8V9H93ZM155 8V9H154ZM190 8V9H189ZM192 8V9H191ZM103 9V10H102ZM136 9V10H135ZM153 9V10H152ZM189 9V10H188ZM24 10V11H23ZM138 10V11H137ZM145 10H146V12H145ZM150 10V12H147V11H149ZM151 10H152V12H151ZM196 10V11H195ZM153 11H154V13H153ZM192 11H190L191 12V17H193L194 15H196V14H194L193 16H192ZM145 12V13H144ZM190 12H188V14L190 13ZM21 13V14H20ZM98 13V14H97ZM111 13V14H110ZM19 14V15H18ZM40 14H42V15H40ZM43 14H44V16H43ZM78 14H80V15H78ZM95 14V15H94ZM114 14V15H113ZM151 14H152V16H151ZM154 14H156V15H154ZM82 15V16H81ZM102 15V16H101ZM112 15V16H111ZM76 16H77V18H76ZM80 16V17H79ZM101 17V18H99L98 19V17ZM105 16V17H104ZM151 17V19L149 18V17ZM155 18H157V19H155ZM16 17V18H15ZM37 17H39V19L37 18ZM41 17V18H40ZM47 17V18H46ZM56 17V18H55ZM96 17V18H95ZM104 17V18H103ZM196 17V18H195ZM197 17L198 16H194V18H193V20L195 21H189V23H188V25H187V29H186V31H188V29H190L191 28V30H190V32L189 33H191V31H192V33L193 34H191V35H195L196 34V31H197V33H200V32H198V31H200V29H199V26L200 25H198V23H199V20H196L197 19ZM5 18V19H4ZM23 18V19H22ZM146 18H148V19H146ZM154 18V19H153ZM46 19V20H45ZM146 19V20H145ZM100 20V21H99ZM147 21V22H145V21ZM157 20H160V21H157ZM43 21V22H42ZM56 21V22H55ZM75 21H77L76 23H75ZM98 21V22H97ZM103 21V22H102ZM158 23H157V22ZM197 21H198V23H197ZM42 22V23H41ZM54 22V23H53ZM191 22V23H190ZM194 23V25L196 26V24H197V26H196V29H195V26L194 25H192L191 27L189 26V24H193ZM30 23V24H29ZM37 23H38V25H37ZM58 23L60 24V25H58ZM79 23V24H78ZM97 23V24H96ZM99 23H101L102 25H100ZM196 23V24H195ZM67 24V25H66ZM72 24V25H71ZM95 24V25H94ZM30 25V26H29ZM64 25V26H63ZM77 26V30H82V34H83V36H86V37H83L82 36V34L80 33V35H79V32L77 31V30H75L76 28V26ZM81 25V26H80ZM60 26H61V29L59 30L60 31V33L61 32H63L62 34H60L59 33V31H58V29L60 28ZM66 26V27H65ZM96 26V27H95ZM46 27V28H45ZM72 27V28H71ZM194 27V28H193ZM44 28V29H43ZM64 28H65V30H64ZM67 28H69V30L67 29ZM75 28V29H74ZM80 28V29H79ZM88 29V30H83V29ZM192 28H193V30H192ZM63 29V30H62ZM66 29H67V31H66ZM97 29V30H96ZM197 29H199V30H197ZM90 30V31H89ZM99 30V31H98ZM169 30V31H168ZM16 31V32H15ZM21 31V32H20ZM55 31H57L58 33L57 34H59L58 36H59V38H58V36H56L57 34L55 33ZM66 31V32H65ZM94 31V32H93ZM115 31V30H114ZM137 31V32H136ZM49 32V33H48ZM70 32H73V33H70ZM74 32H76V33H74ZM84 32V33H83ZM85 32H86V34H85ZM89 32V33H88ZM93 32V33H92ZM136 32V33H135ZM64 33H67V35L69 34V36H67L66 34H64ZM78 33V36L77 35H74V34H77ZM48 34V35H47ZM55 34V35H54ZM64 34V35H63ZM72 34H73V38H72ZM85 34V35H84ZM88 34L90 35V37L88 36ZM119 34H121V35H119ZM124 36H123V35ZM134 34V35H133ZM62 35V36H61ZM70 35H71V39L68 41V44H70V46L69 47H67V51L65 52V56H67V60L66 61H68L69 60V66L67 67L68 69V71H69V73H70V75H68L67 74V72L68 71H66V67H64V68H62L61 69V72H62V70H65V72H66V74H67V77H68V79H70V84L68 83L69 82V80H67L66 78V75H64V73L62 72V74L64 75V77H63V75L61 74L60 76H57V74H55L53 77H52V80H50V85L52 86V88L51 87H49V91H48V93H47V95H45V94H43L42 92L43 91H41V89H42V87L41 86H43V84H44V82H45V80H44V77L45 76H48L49 74H50V68L52 67V63L51 62H53V61H55L56 59H58L59 58V56L58 55H61L60 54V51H59V48L60 47H62V42H64L65 40H67V39H65V37L64 38H61V37H63V36H67V37H70ZM42 36V37H41ZM49 36H50V40L48 39L49 38ZM52 36V37H51ZM61 36V37H60ZM75 36H77V37H75ZM80 36V37H79ZM141 36V37H140ZM14 37V38H13ZM54 37V38H53ZM66 37V38H67ZM80 39H79V38ZM119 37H120V39H119ZM131 37V38H130ZM133 37V38H132ZM170 37V38H169ZM57 38V39H56ZM61 38V39H60ZM75 38H77V39H75ZM84 39V41H87V40H89V39H87V38H90V40L89 41H87V42H83V39ZM115 38H116V40H115ZM130 38V39H129ZM52 39V40H51ZM60 40V42H61V44L60 43H58V44H60L59 45V48H57L56 47V45L55 44H57L56 42H54V40ZM64 39V40H63ZM74 39V40H73ZM3 40V38H2V35H1V32H0V42ZM12 42H11V41ZM114 40H115V42H114ZM126 40V41H125ZM129 40H131V41H129ZM165 40V41H164ZM74 41V42H73ZM92 41H95V42H93V43H91ZM117 41H120V42H117ZM58 42V41H57ZM76 42V43H75ZM122 42V43H121ZM126 42H127V44H126ZM165 42H166V44H165ZM174 42V39H172V45L174 44L173 43ZM2 43V42H1ZM53 43H55L54 45H53ZM72 43L73 44H75V46L74 45H72ZM106 43V44H105ZM112 43H114V44H112ZM26 44V45H25ZM52 44V45H51ZM57 44V45H58ZM94 44V45H93ZM100 44H102V45H100ZM118 44V45H117ZM107 45V46H106ZM116 45V46H115ZM121 45V48L119 47ZM126 47H125V46ZM224 43L222 44V46L224 47ZM53 46L55 47V48H57V50H54L55 48H53ZM73 48H72V47ZM101 46V47H100ZM104 46V47H103ZM118 46V47H117ZM123 46V47H122ZM221 46V48H222V50L223 51H225V53H226V50L227 51H229L233 46H232V42L231 41H229V42H227L226 43V49H225V47L223 48ZM10 47V48H9ZM72 48L73 50H71V51H74L75 53L73 54V52H72V55L70 56V49L69 48ZM107 47V48H106ZM112 47H114V48H112ZM77 48V49H76ZM97 48H98V50H97ZM105 48V49H104ZM109 48V49H108ZM173 49H174V46L172 47ZM257 48V50H259L260 52H261V50H260V48H259V46L258 47H256ZM60 49H62V48H60ZM81 49V50H80ZM126 49V50H125ZM162 49H163V51H162ZM263 49V48H262ZM52 50H53V52L54 51H56V53H58L57 54V56L58 57H56L55 56V58H52V56H51V58H49L50 57V55L52 54H54V53H52ZM107 50V52H105ZM113 50H115V52L113 53ZM119 52H118V51ZM122 50V51H121ZM46 51V52H45ZM181 51H183V50H181ZM44 52V53H43ZM69 52V53H68ZM81 52V53H80ZM94 52H95V54L96 55H94ZM107 54H105V53ZM118 52V53H117ZM123 52V53H122ZM229 52H231L230 54H232V50L231 51H229ZM69 55H68V54ZM113 53V55H111ZM264 50L261 52V58H263L264 57ZM78 54H79V56H78ZM228 54L229 53H227V56H228ZM229 54V55H230ZM234 54H236V52L234 53ZM92 55H94V56H97V57H95V59H93L94 58V56H92ZM98 55H99V57H98ZM92 56V57H91ZM105 56V57H104ZM263 56V57H262ZM9 57V58H8ZM70 57H73V58H70ZM48 58V59H47ZM69 58V59H68ZM79 58V59H78ZM92 58V59H91ZM97 58V59H96ZM100 58V59H99ZM29 59V60H28ZM48 61H47V60ZM53 60V61H49V60ZM78 59V60H77ZM188 61H187V60ZM27 60V61H26ZM38 60V61H37ZM91 60V61H90ZM95 60V61H94ZM96 60H98L97 62H96ZM101 60V61H100ZM233 60V58H229L228 59V61H232ZM26 61V62H25ZM29 61V62H28ZM72 61H73V63H72ZM76 61H78V62H75ZM103 61V62H102ZM167 61V62H166ZM227 61V62H228ZM34 62V63H33ZM92 62H93V64H92ZM96 62V63H95ZM198 62V63H197ZM196 63V65H198L199 64V62H201V61H197ZM26 63H28V64H26ZM39 63V64H38ZM226 63V62H225ZM49 64H50V66H49ZM67 64V63H66ZM66 64H65V66H66ZM73 64V65H72ZM92 64V65H91ZM97 64H102V66H103V68H102V66H100V65H97ZM163 64H165L164 66H163ZM27 65V66H26ZM75 65V66H74ZM84 65V66H83ZM107 65V66H106ZM200 65V64H199ZM21 66H23V67H21ZM47 66V68H45L44 69V67H46ZM49 66V67H48ZM64 66V65H63ZM88 66V67H87ZM106 66V67H105ZM165 66H166V69L169 71V72H166L167 70L165 69ZM168 66V67H167ZM184 66V67H185ZM9 67V68H8ZM84 67H85V69H84ZM102 68L103 69V71H104V73L105 74H103V76L101 75L102 73H103V71L101 70V69H99V68ZM261 66H259L258 68H259V71L258 70H256V67H255V71H257V72H259V73H264L263 72V70H262V72H260V70H261V68H260ZM70 68V69H69ZM74 68V69H73ZM82 68H83V70H82ZM87 68H89V69H87ZM111 70H110V69ZM182 68V69H181ZM41 69V70H40ZM42 69L44 70V73H43V75L45 74V72H49V73H47L46 75H44V77H42V80H44V82H42V84H41V86H40V83H39V86L37 85L36 86V83H38V82H35V86H34V79H35V77H36V70H38V73H42ZM49 70V71H46V70ZM164 69L166 70V71H164ZM206 69H208V68H206ZM18 70V72H16ZM23 70V71H22ZM73 70V71H72ZM86 70V71H85ZM89 70H90V72H89ZM95 70V71H94ZM99 70L102 72L100 75L102 76H98L99 74H98V72H99ZM124 70V71H123ZM143 70V71H142ZM27 71V72H26ZM72 71V72H71ZM108 71H110V72H108ZM119 71V72H118ZM176 71V72H175ZM224 71V70H223ZM23 72V73H22ZM92 72V73H91ZM121 72V73H120ZM143 72V73H142ZM219 72H221L220 73V75H219ZM217 74H218V76H219V79H221V74H222V71H219ZM257 72H255V74L257 73ZM12 73V74H11ZM14 73V74H13ZM20 73H22V74H20ZM33 73V74H32ZM74 73H75V77H76V80H74L73 79V76H74ZM77 73V74H76ZM88 73V74H87ZM94 73V74H93ZM119 73V74H118ZM177 73V74H178ZM224 73V72H223ZM259 73H257V74H259ZM18 74V75H17ZM79 74V75H78ZM80 74H82V75H80ZM84 74V75H83ZM90 74H92V75H90ZM112 74V75H111ZM217 74H216V77H218L217 76ZM10 75V76H9ZM27 75H29V76H31L30 77V79H33V84H32V82H31V86H34V87H31L29 90L30 91H33V93H34V96H33V93H29V92H27L28 91V88L29 87H27V85H25L26 83H27V81H26V76ZM59 75V74H58ZM73 75V76H72ZM78 75V76H77ZM121 75H122V77H121ZM222 75H224L225 76V73L224 74H222ZM39 76H40V74H39ZM39 76L37 77L38 78V80L37 81H41V79L39 80ZM57 76V77H56ZM62 76V77H61ZM71 76V77H70ZM84 77L83 79H82V77ZM86 76V77H85ZM87 76H88V78H87ZM94 76H95V78H94ZM120 76V77H119ZM223 76V77H224ZM10 77V78H9ZM28 77V76H27ZM40 77V78H41ZM93 77V78H92ZM112 77V78H111ZM154 77H156V79L154 78ZM56 78V79H55ZM64 78V79H63ZM123 78V79H122ZM29 78H27V80H28ZM29 79V80H30ZM60 79V80H59ZM62 79V80H61ZM89 79V80H88ZM98 79H100V82H98L99 80ZM120 79V80H119ZM131 79V80H130ZM218 79V78H217ZM87 80L90 82V83H86V86H84L83 87V85H84V81H86L87 82ZM91 80H92V82L94 83H91ZM101 80H103V82L101 81ZM153 80H154V82H153ZM182 80V81H181ZM56 81V82H55ZM76 81V82H75ZM80 81V82H79ZM82 81V82H81ZM98 82V83H100V84H98L97 83V85H100V86H98L97 88H102V90L104 91H101L100 90V92H99V89H97V88H95L96 87V83L95 82ZM17 82V83H16ZM61 82V83H60ZM63 82H64V84H63ZM68 84V85H70V86H68L66 83ZM71 82H73V83H71ZM110 82H112V83H110ZM120 82H122V83H120ZM119 83V84H118ZM130 83V84H129ZM148 83V84H147ZM150 83V84H149ZM182 83V84H181ZM28 84H30V83H28ZM62 85V86H59V85ZM78 84V85H77ZM82 85V88H81V85ZM90 84H92V85H90ZM118 84V85H117ZM186 84V85H185ZM191 84V85H190ZM9 85H8V87H9ZM18 85V86H17ZM103 85V86H102ZM108 85V88L106 87ZM145 85V86H144ZM147 85V86H146ZM29 86V85H28ZM72 86V87H71ZM79 86V87H78ZM92 88H91V87ZM118 86V87H117ZM128 86V87H127ZM152 86V85H151ZM182 86V87H181ZM9 87V88H10ZM18 87V88H17ZM36 87V88H35ZM65 87H68V88H65ZM88 88V89H86V88ZM104 87V88H103ZM155 87H153V88H155ZM185 87V88H184ZM73 88V89H72ZM85 89V90H88V93L84 90H82L81 91V89ZM94 88L95 89H97V91H95L96 92V94L99 92L100 94H95V92L93 93V91H94ZM112 88V87H111ZM188 90H187V89ZM13 89V90H12ZM35 89V90H34ZM51 89V90H50ZM66 91H65V90ZM74 89H76V90H74ZM156 90H157V88H155ZM154 89V90H155ZM17 90H18V92H17ZM43 90V89H42ZM62 90V91H61ZM89 90H90V92H89ZM93 90V91H92ZM108 90V91H107ZM72 91H76L75 92V94H73L74 92H72ZM77 91H78V93L79 94H81V95H79V94H77ZM107 91V92H106ZM113 91V90H112ZM112 91H110V93H112L111 94V96H113V92ZM167 91V92H166ZM189 91V92H188ZM13 92V93H12ZM23 92V93H22ZM41 92V93H40ZM84 92H85V94H86V96H85V94H84ZM92 92V93H91ZM101 92H103L102 94H101ZM188 92V93H187ZM17 95H16V94ZM28 93H29V96H27V99H32V101H33V97H35V101H38V103H36L35 101V103L37 104H35L36 105V110H38V111H35L36 112V114H35V112H31L30 110H29V108L26 106V103H25V101H26V99H24V98H26L25 96H26V94L28 95ZM38 93V94H37ZM191 93H192V95H191ZM219 93L220 92H218L217 94H215V97H217L218 95H219ZM42 96H41V95ZM84 94V98H82L83 99V101L81 100V102L82 103H80V96H82ZM90 94V96H92V95H94L95 96V100H93V98H89V101H88V96L87 95H89ZM92 94V95H91ZM155 94V95H156ZM167 94V95H166ZM190 94V95H189ZM16 95V96H15ZM37 95V96H36ZM48 95H50V96H48ZM73 95V96H72ZM77 95V96H76ZM135 97H133V96ZM136 95V96H135ZM162 95H164V97L162 96ZM166 95V96H165ZM185 95H186V97L188 96H190L191 98H193L192 96H194L195 98H197L198 99V101H197V99H195V101L197 102V103H199V105L197 106V103H196V105L194 104V102L192 101V100H194V98L193 99H191L190 97V101L192 102V103H190V101L187 99L186 100V97H185ZM41 96V97H40ZM55 96V97H54ZM76 96V97H75ZM103 96H105V99H104V97ZM111 96H110V98H111ZM131 96V97H130ZM163 98H162V97ZM199 96V97H198ZM203 96V97H202ZM38 97V98H37ZM44 98V100L46 99V102L47 103H44V102H39V101H41V99H43ZM79 97V98H78ZM98 97V98H97ZM48 98H50V99H48ZM75 98V99H74ZM76 98H78V99H76ZM87 98V101L85 100ZM108 98V99H107ZM202 98H203V100H202ZM40 99V100H39ZM48 99V100H47ZM113 99V98H112ZM25 100V101H24ZM72 100L73 101H75V104H76V102L78 103V104H80V105H84L83 104V102H89L88 104H86L87 106H86V108H85V105L83 106V108L81 107H78L79 105H75V107H71V105H74L73 103L74 102H72ZM92 100H93V103H92ZM125 100V101H124ZM172 100H174L173 102H171ZM22 101V102H21ZM128 101V102H127ZM206 102L207 104H205V103H202V104H204V105H201V102ZM27 102V101H26ZM125 102H127V103H125ZM11 103V104H10ZM14 105H13V104ZM20 103H23V105L22 104H20ZM24 103H25V105H24ZM91 103V104H90ZM111 103V104H110ZM176 103H178V104H176ZM20 104V105H19ZM70 104V105H69ZM92 104H94V105H92ZM212 104V105H211ZM21 105H22V107H21ZM42 105H46V106H42ZM52 105V106H51ZM89 105H90V107H89ZM200 105H201V107H200ZM208 105V106H207ZM21 108H20V107ZM41 106V107H40ZM93 106V107H92ZM113 106V107H112ZM199 107L200 108V110H198L197 109V107ZM205 107V109H207V110H205L203 107ZM13 107V108H12ZM44 107V108H43ZM46 107V108H45ZM54 107V108H53ZM55 107H57V108H55ZM68 107H71V108H69V109H74V108H76L77 107V112H78V110L80 111V112H82L81 110H84L83 111V114H82V116H78L79 115V113L78 114H76V112L74 111V110H70L71 112H73L72 114H69L70 113V111L69 110H67L68 109ZM9 108H10V110H9ZM25 108V109H24ZM39 108V109H38ZM50 108V111L51 112H49L48 111V109ZM94 108H96V110L94 109ZM150 108V109H149ZM201 108H202V110H201ZM42 109V110H41ZM87 110V112H85L86 110ZM194 109H197L196 111L194 110ZM20 110V111H19ZM23 110V111H22ZM27 110V111H26ZM44 110V111H43ZM60 110V111H59ZM67 110V111H66ZM89 110H90V112H89ZM153 110V111H152ZM258 109H256V111H257ZM12 111V112H11ZM24 111L26 112V113H24ZM34 111V110H33ZM50 113V114H48V112ZM62 111V112H61ZM92 111H94V112H92ZM152 111V112H151ZM197 111H198V115H197ZM201 111V112H200ZM205 111H207L208 112V114H207V112H205ZM22 112V113H21ZM28 112V113H27ZM41 112V113H40ZM67 112H68V115H67ZM75 112V113H74ZM96 112V113H95ZM204 112V113H203ZM261 113H259L258 111H257V113H256V115H258V116H256L255 114H254V118L252 119V118H249L248 120H247V118L244 120L243 118H241L240 116H238V114H233V115H231V122H233L234 123V126H236L237 128H235L236 129V131L235 132H239V133H237V135L235 134H233L234 136H232L233 137V139L235 140V138H236V140L234 141H232V142H240V143H238V144H234L233 146L236 148V150L235 149H231L230 148V151H227V153H230L229 155L226 153V159H225V163H224V165H225V167L228 169L229 168V173H231L230 175L232 176V171H233V177L235 176L236 177V175H238L239 177H241L240 176V174L242 175V173H245V172H248V173H245L246 174V176H248L249 175V169H251L250 167H252V169H251V171H250V173L252 172L253 173V170H255V169H257V170H255V173H258V170L259 169H261L260 171L262 172V169H263V173H264V163H262V160H264V124H262L261 125V122H260V126H258V121H256L257 120V117H260L261 115L260 114H262V111H260ZM10 113V114H9ZM62 113V114H61ZM66 113V114H65ZM90 113V114H89ZM92 113H94V115H92L93 117H95L94 119L93 118H91V119H89V116H91V114ZM259 113V114H258ZM264 113V112H263ZM13 114V115H12ZM28 114V115H27ZM29 114H30V116H31V118H30V116H29ZM40 114V115H39ZM47 114H48V118H47ZM54 114V115H53ZM81 114V113H80ZM88 114H89V116H88ZM152 114V115H151ZM194 114V115H193ZM202 116V119L200 118V115ZM207 114V115H206ZM10 115V116H9ZM12 115V116H11ZM26 117H25V116ZM45 115V116H44ZM55 115H57V116H55ZM59 115V116H58ZM65 115L67 116V117H69V115H72V116H70L72 119H70V117L69 118H65ZM86 115L88 116V118L86 117ZM177 115H179V116H177ZM206 115V116H205ZM263 115V114H262ZM38 116V118H37V120H35L36 119V117ZM39 116H40V118H39ZM44 116V117H43ZM54 116V117H53ZM62 116V117H61ZM151 116V117H150ZM228 116V115H227ZM264 116V115H263ZM18 117V118H17ZM23 117V118H22ZM46 117V118H45ZM50 117V118H49ZM52 117V118H51ZM56 117V118H55ZM57 117H59L58 119L59 120H56L55 121V119H57ZM79 117V118H78ZM86 117V118H85ZM112 117V118H111ZM148 117V116H147ZM177 117V118H176ZM16 118V119H15ZM22 118V119H21ZM28 118H30V119H28ZM82 118V119H81ZM84 118V119H83ZM208 118V119H207ZM234 118V119H233ZM13 119V120H12ZM22 121H21V120ZM33 119H34V121H33ZM47 119V120H46ZM70 119V120H69ZM85 119L87 120V122L85 121ZM93 119V120H92ZM237 121H236V120ZM241 121H240V120ZM20 120V121H19ZM24 120V121H23ZM233 120H235V121H233ZM28 123H27V122ZM56 123H55V122ZM62 121V120H61ZM85 121V122H84ZM111 121V122H110ZM203 121V122H202ZM17 122H19V124L20 125H18V123ZM21 122V123H20ZM23 122V123H22ZM24 122H26V123H24ZM32 122H34V124H32L31 125V123ZM51 122V123H50ZM64 122H66V121H64ZM64 122H62V123H64ZM80 122H82V124L80 123ZM84 122V123H83ZM92 122V123H91ZM262 122H263V120H262ZM46 123H48V124H46ZM68 123V122H67ZM67 123H66V125H67ZM70 123H69V125H70ZM72 123H73V125H72ZM79 123V124H78ZM111 123V124H110ZM229 124H230V122H228ZM233 123H231L232 125H233ZM17 124V125H16ZM22 124V125H21ZM24 124H26V126H24ZM45 124V125H44ZM56 124V125H55ZM81 124V125H80ZM91 124H95V125H91ZM202 124V125H201ZM230 124V125H231ZM27 125L29 126H33L34 125V127L36 128H34V129H31L30 131H28V132H30V134H32V132H33V130L36 132H33L34 133V135L33 136H30L29 134H28V132H27V134L26 133H24V130L23 129H21L22 127L24 128V129H27V128H29V127H27ZM49 125V126H48ZM51 125H52V127H51ZM53 125H55V126H53ZM150 125H151V128H149L150 127ZM196 125V126H195ZM205 125V124H204ZM207 125H209V124H207ZM42 126V125H41ZM73 126H75V127H73ZM76 126H78V127H76ZM93 126H94V128H93ZM96 126V127H95ZM198 126H200V127H198ZM215 126V125H214ZM238 126H239V128H238ZM63 127H66L65 125H63L61 128H63ZM81 127V128H80ZM154 127V128H153ZM198 127V128H197ZM231 127V126H230ZM230 127H226V128H228L229 130H231L230 129ZM260 127V128H259ZM12 128H13V131H12ZM31 128H33V127H31ZM47 128H49V129H47ZM60 128V130H62ZM78 128V129H77ZM83 128V129H82ZM94 129V130H91V129ZM197 128V129H196ZM201 128V129H202ZM225 127H223L222 129V131H220L219 132V130H221V129H219L218 130V132H219V135L220 134H222L221 135V137L223 138L224 136L226 137H224L223 138V140H222V138H221V140L223 141V143H224V141L227 139V141L228 142H230V140H232L231 138V136H226L228 133H230V132H226V135L224 134L225 133V131L227 130ZM232 128H234V127H232ZM53 129V128H52ZM77 129V130H76ZM154 129H155V131H154ZM215 129V128H214ZM224 129H225V131H224ZM238 129V130H237ZM17 130V131H18ZM27 130H29V129H27ZM54 130V132H56V131H58L59 129H53ZM74 130L75 131H82L81 132V134L79 135L80 136V138L82 139V137L85 135V138L83 139V142H84V144H83V142H82V140L81 139H79V138H76V140L78 141V140H81L80 142L81 143H79V141H78V146L77 145H75L74 143H72L73 144V146L74 147H76L75 149H73L74 147L72 146V144L70 143V141H72V139L74 140L75 139V134L77 133H75L74 132ZM109 130V131H108ZM229 130H227V131H229ZM248 130V131H247ZM26 131V130H25ZM45 131V132H44ZM145 131V132H146ZM150 131H153V132H150ZM214 131H216V129L214 130ZM224 131V132H223ZM233 131V133H235ZM245 131H247L246 133H245ZM250 131H252L254 134L255 133H258V134H256V135H254V137L255 136H257V138L255 139L254 137H251V138H253V140L251 139V138H248V136L250 137V134L252 133V132H250ZM257 131V132H256ZM158 132V133H157ZM222 132V133H221ZM96 133H98V134H96ZM99 133H101L100 134V137H103V138H105V140L104 139H101L100 137H99ZM154 133V134H153ZM176 134V136H175V134ZM208 133V134H207ZM250 133V134H249ZM55 134V133H54ZM96 134V137H97V141L99 140L100 142H97V141H95L96 139V137L94 136ZM172 134H173V136H172ZM243 134H246L245 135V137H243L244 135ZM12 135V134H11ZM10 135V136H11ZM26 135V136H25ZM142 135H144V134H142ZM158 135V136H157ZM185 135H186V137H185ZM240 135V136H239ZM28 136V137H27ZM78 135H76V137H77ZM93 136H94V138H93ZM149 136H150V138H149ZM152 136V137H151ZM175 136V137H174ZM179 137V143H180V145L179 144H177V145H179V147H180V150L179 151H181L182 153H180V152H177V150L176 151H173V150H175V149H178L177 148V146H176V148H174L175 146L173 145V142H174V140H175V138L176 137ZM236 136V137H235ZM242 136V137H241ZM253 136V135H252ZM34 137V138H33ZM35 137H36V140H35ZM98 137H99V139H98ZM181 137V138H180ZM230 138V140L228 139V138ZM235 137V138H234ZM19 138V139H18ZM24 138H27L28 140H26V139H24ZM29 138H33V140L35 141V143H32V141H31V139L29 140ZM149 138V139H148ZM156 138V139H157ZM183 138V139H182ZM239 138H240V140H239ZM242 138V139H241ZM244 138V139H243ZM26 140V142L25 141H21V140ZM142 139L140 140V141H142ZM168 139V140H167ZM173 139V140H172ZM185 139V140H184ZM246 139V140H245ZM63 140V139H62ZM61 140V141H62ZM159 140H162V142L161 141H159ZM163 140H165L166 141V143H168L169 145H170V143H172V148L170 147V149H168V150H171L172 149V151H170V152H172V153H168V152H165V154H164V152L162 151V150H160V148L158 147V146H160V144L161 143H163ZM170 140H172L171 142H170ZM177 140H178V138L175 140L176 141V143H177ZM184 141L183 142V144L180 142V141ZM239 140V141H238ZM242 140H245L244 142L242 141ZM95 141V142H94ZM151 141V140H150ZM165 141H164V144H166L165 143ZM32 144H31V143ZM72 142H74V141H72ZM104 142V143H103ZM157 142V143H156ZM158 142H161V143H158ZM170 142V143H169ZM62 143V142H61ZM70 143V144H69ZM75 143H76V141H75ZM103 143V144H102ZM139 143L140 142H138L137 144L139 145ZM142 143V142H141ZM221 144L222 145V147L224 146L225 147V145L227 144V142L225 141V143L224 144ZM31 146H33V148H29V146L30 145ZM70 146H69V145ZM87 144V145H86ZM93 144V145H94ZM136 144V145H137ZM175 144V143H174ZM29 145V146H28ZM86 145V146H85ZM89 145H88V149L89 150H92V145L89 147ZM150 145V146H149ZM163 145V144H162ZM160 146V147H163V146ZM169 145H165V149L169 146ZM176 145V144H175ZM181 145H183L182 147H181ZM188 145V146H187ZM227 145H229V144H227ZM226 145V146H227ZM80 146V147H79ZM84 146V147H83ZM139 146H142V144H140ZM138 146V147H139ZM156 146V147H155ZM185 146V147H184ZM190 146V147H189ZM197 146V147H196ZM230 146H232V144L230 145ZM233 146H232V148H233ZM18 147H20V146H18ZM72 148V150L70 151V148ZM96 147V148H97ZM101 147V148H102ZM229 147V146H228ZM25 148V149H24ZM38 148V147H37ZM69 148V149H68ZM100 148V147H99ZM134 148V147H133ZM159 148V149H158ZM169 148V147H168ZM187 148H190V149H192L191 151H190V149L187 151L186 149ZM194 148V149H193ZM210 148V149H209ZM242 148V149H241ZM16 149H17V147H16ZM69 151H68V150ZM77 149V150H76ZM87 149V150H88ZM103 149V151L102 152H100V151H98V150H96V149H94V150H96V151H98L99 152V154H97V156L95 155V153H96V151L94 152V155H92V156H94V162H93V165H92V168L93 169H95L96 167H98V164L100 163V162H98V164L96 163L97 161H102V156L104 155V148H102ZM135 149V150H134ZM133 150L134 151H138V150H140L141 149V147H140V149L138 148L137 149V146H136V148H134ZM158 151H157V150ZM162 149V148H161ZM182 149V150H181ZM184 149V150H183ZM202 149V148H201ZM218 149V148H217ZM216 149V150H217ZM225 149V148H224ZM15 150V149H14ZM65 150H66V152H67V154H69V152H71L69 155H67L66 157H64V155H66V152H65ZM86 150V149H85ZM84 150V151H85ZM86 150V151H87ZM88 150V151H89ZM100 150V149H99ZM133 150H131V153L133 154V156H136V155H134V152H133ZM142 150V149H141ZM138 151V156L139 155H142L144 152H142V151ZM161 152H160V151ZM163 150H164V148H163ZM167 150V149H166ZM165 150V151H166ZM215 150V151H216ZM228 150V149H227ZM232 150V151H231ZM85 151V152H86ZM87 151V152H88ZM93 151V150H92ZM156 151V152H155ZM194 151H196L194 154L196 155V153H199V154H197L196 156L194 155H191L192 154V152H194ZM214 150H213V153L215 152ZM245 151V152H244ZM64 153L65 152V154L63 155L62 153ZM89 152H91V151H89ZM97 152V153H98ZM139 152H140V154H139ZM152 152H154V153H152ZM163 152V153H162ZM175 152V153H174ZM185 153V155H184V153ZM188 152H189V154H188ZM208 152V151H207ZM207 152L206 151H204L203 153L205 154V158L204 157H201V159H203V160H200L201 162L203 161L204 162V164L205 165H203V167L205 166H207L206 167V170L204 169V168H202L201 170H203L204 169V173L206 174V175H208V176H206L205 174H203V176L205 177H207V178H205L206 180L208 179H211V180H209V183H208V180L205 182L204 181V183H206L205 185H204V183H203V176H202V178L201 177H199L198 176V179L200 178L201 180H199V182L197 181L196 183H197V185L200 183V181H202V183H203V185L201 186V184L202 183H200V186L202 187V188H206V190L205 189H202V191H201V193L198 191V193H196L195 191H197V190H201V187H199V189H198V186L196 185V187H193V188H195L194 190L195 191H192L193 190V188L191 189L190 188V192H189V196L190 195H194L195 193V195L193 196V197H195L196 195L198 196V198L197 199H200V200H198V203L199 202H201L202 204L204 203L205 204V206H204V204L203 205H201L200 204V206L198 205L197 207H199L200 208V210H198L197 209V207L195 208V205L196 204H193V200H191V199H194L192 196H190V197H192V198H190V197H187V196H185V194L187 193V191H186V193H185V191L182 189V190H180L181 191V193H182V191L184 192V193H182V195H180L181 196V199H180V196H178L179 194H181V193H178V195H177V192H175V191H173V192H170V194H168L169 196H168V198H170V200L169 199H167V200H165L164 202H162L161 201V196H159L158 198H156L157 196H156V194H158V193H156V194H154V196H156L155 198V200H158L159 198V200H158V203H157V201L155 202L156 203V207L153 205L152 206V204L151 205H149V203H151L150 201H148V199H147V201L146 202H149V203H146V202H144L143 203V201H144V199H143V192H142V195H140L139 197H141L142 196V199H143V201H138L137 199H141V198H138V196L137 197H135L134 195V193H136V194H138V193H141V191H139L140 189H142V191H144L143 190V188L142 187H140V188H138L139 187V180L136 178L135 179V181H134V177H131V179L134 181H132L131 183L130 182H128V180H130L129 178H125V179H127V181H125V179L124 180H117L116 179V181H115V183H114V187H113V195L116 193V192H118L117 194H115V195H117V196H119V198L117 197V199H118V204H117V199L115 198V197H113V200L112 201H114V203H112V205H113V207H111V209L113 208V209H115L116 207H114V206H116V204H117V206L119 207V205H121L122 204V206H125V207H127V208H124V209H127V212L130 214V212H131V214H130V216H132V217H130V216H128V218H132L131 219V221L128 219L127 220V218L125 217V216H127V212L125 213L124 212V210H122V207L120 206L119 207V209H118V207L115 209V211H116V214H114L115 215V218H114V216L112 215V214H109V215H112V219L114 218V219H116L115 221L116 222H114L112 219H111V216H110V218L109 219H111V220H109V219H106V221H107V223H109V221H110V225H113L112 223H115V224H117V225H119V226H121L120 227V229H119V226H117L116 225V228H118V229H113V231H115V232H112V231H110L109 229V226L107 227V229L110 231V232H112V233H114V234H112V235H110L111 233L110 232H108V233H110L109 235L110 236H113L114 235V239H116L115 241L113 240V238L112 239H110V241H109V236H106L105 235V233H104V230H103V228L102 229H100L101 230V232H99L100 230L98 229V226H99V224H100V222L99 221H97V223H96V221H95V224L96 225H98V226H96V225H94V227H95V229H93L94 230V232H95V238H94V236H93V238L94 239H97V243L99 244V248H100V244H101V249H103L104 250V255H106L107 257H108V259H107V261H106V256H102V262H101V264H112V262H114L113 264H121V262H122V264H126L127 263V260L126 259H128V256L129 257H132V254H134L133 253V250L134 251H136L137 250V252H139L140 250H139V248H138V244L140 245V249H141V251H142V249L143 248H141L142 247V245H143V247H145V246H147L148 247V245H145L144 243V240H148L149 239V246H150V248H152L153 247V245H152V247H151V242H150V239L152 238V239H154L153 238V235H152V237L151 238H147L146 239V236H149V235H151V234H153L152 233V231L153 232H155V230H152V229H156L157 230V228H160L159 229V232H158V230H157V232L160 234H158L157 235V232L154 234V236H156V237H162L161 235H163V237L161 238V239H158L159 241V246L160 247H156V248H159V251L157 250L156 251V248L154 249L156 252H159V254L158 253H156V256H155V254H154V252H151L152 250L151 249H149V247L147 248L150 252H148L146 249V251H147V254L148 253H151V254H154V255H150L151 257H152V261L155 263V264H157V262H158V264H160L159 262H160V260H161V263L162 264H166V260L168 261L169 260V258H173L174 256L175 257H177V258H174L173 260H171L170 259V261H168V263L167 264H169V263H171V264H179L178 263V259H180V257H181V259L185 256H188L187 254H189V252L191 253V254H193V251H194V254L193 255H196V253L197 254H199L198 256H200V253H199V249L201 250H204L205 251V249H204V247H202V245H205V243L207 242L206 240H207V235L205 236L206 237V242L203 244L202 243V245H201V243L199 244V245H201L200 246V248L198 249V244H196L195 245V247L197 248H193L192 246H191V248H193V249H189V247H190V242H192L193 240H194V242H204V240L203 241H200V240H197V239H199V235H202V234H199L198 235V238L196 239L195 237H196V235L197 234H195V233H197V232H199L200 230V226L202 227L201 228V231L200 232H204V233H206V234H208V235H210V238L209 239H212L213 240V238H214V240H215V238L217 239H219V237H218V234H217V232H216V234H217V237H215L216 235L215 234H213V233H215V230L216 229H218V230H216V231H219V234H220V230H219V228H221V227H224L225 226V222L226 221H224V219H223V217L221 218V214L219 213L220 211H219V209H218V211H216L217 210V208H218V206H216L217 208H214V207H211L212 205H214L213 204V202L211 201V198L214 196V198H216L217 196H216V194L214 195V192L216 193H218V195H220V192H221V195H223V193H222V191H223V189H221V187L223 186H221L220 188L218 187L219 185V180H221L223 177V175H222V169H221V167H220V165L218 164V162L217 161H215L216 160V157L214 156V154L211 156L210 154H207ZM225 152V151H224ZM232 152V153H231ZM55 153V154H54ZM56 153H57V155H56ZM58 153H60L59 155H58ZM74 153V154H73ZM160 153H162V154H160ZM191 153V154H190ZM208 153H210V152H208ZM253 153H254V155H255V157H260L259 159H257L256 161H255V159L252 157L251 158V156H254L253 155ZM72 154V155H71ZM131 154V155H132ZM136 154V153H135ZM168 154V155H167ZM183 154V155H182ZM188 154V155H187ZM211 154H212V152H211ZM224 154V153H223ZM79 155V154H78ZM90 155V154H89ZM154 155V157L153 158H151L152 156ZM166 155V156H165ZM169 155H171V156H169ZM175 157H174V156ZM245 155V156H244ZM247 155V156H246ZM250 155V156H249ZM59 158H58V157ZM69 156H72V158L70 157L69 158ZM74 156V157H73ZM100 156H101V159L99 160V158H100ZM132 156V157H133ZM160 156H164V157H160ZM182 156V158L180 159V157ZM194 157V159H193V157ZM39 157H40V155H39ZM178 157V158H177ZM186 157V158H185ZM188 157H189V159H188ZM199 157V158H198ZM214 157H215V160H214ZM240 157V160L238 161V158ZM244 157H247V158H244ZM250 157V158H249ZM257 157V158H258ZM45 158V157H44ZM76 158V162H82V164H81V169L80 168H77L78 167V165H77V167L75 168V166L74 165H72L73 166V168L74 169H71V170H73V171H68L67 170V168L68 169H70L71 167V164H76L75 162H73L74 161V159ZM241 158H242V160H241ZM261 158H263V159H261ZM47 160H45V162H44V160L42 159L41 160V158H40V162L39 163H32V164H34V165H32V164H29V166H33L32 168H28L29 170V172H30V174L32 175V176H35V174L37 173V172H39L40 174V176L41 177H43V171L48 167V165L50 164V159H48V158H46ZM71 159L73 160V161H71ZM80 159V160H81ZM152 159V160H151ZM185 159H186V161L188 160H190L189 162L190 163H186L185 162ZM37 160V159H36ZM95 160H97V161H95ZM179 160V161H178ZM181 160V161H180ZM244 160H247V161H244ZM42 161H43V164H47V165H45V169H44V167H43V164H42ZM60 161V163L58 164V162ZM61 161L63 162V164L61 163ZM187 161V162H188ZM242 161H244V164H241L240 162H242ZM253 161V162H252ZM255 161V162H254ZM259 161H261V162H259ZM73 162V163H72ZM181 162V163H180ZM185 162V163H184ZM193 162V161H192ZM203 162H202V164H203ZM260 164H259V163ZM264 162V161H263ZM56 163L59 165V166H56ZM66 163V164H65ZM180 163V164H179ZM208 163H209V165H208ZM256 165H255V164ZM79 164V163H78ZM79 164V165H80ZM97 164V165H96ZM150 164V165H149ZM179 164V165H178ZM252 164L253 165H255V166H252ZM262 164H263V166H262ZM62 165H63V167H65L66 169H64L65 171V175H63V177H65L66 175H68V176H66L65 178H66V180H65V178H63L62 177V174H64L63 173V169H62ZM66 165H68L67 167H66ZM95 165V166H94ZM258 165V166H257ZM182 168H181V167ZM250 166V167H249ZM57 167V168H56ZM59 167H60V169H59ZM186 167V168H185ZM256 167V168H255ZM259 167V168H258ZM262 167V168H261ZM159 170H158V169ZM162 168H164V169H162ZM254 168V169H253ZM80 169V170H79ZM160 169H161V171H160ZM166 169V170H165ZM168 169V170H167ZM173 169H176V170H174L173 172H172V170ZM183 169V170H182ZM185 169V170H184ZM190 169V171H192L191 170V168H189ZM220 169H221V171H220ZM75 170V171H74ZM84 170H86V172L84 171ZM88 170V171H87ZM153 170H155V172L153 171ZM158 170V171H157ZM164 170H165V173H163L164 172ZM178 170H180V171H178ZM84 171V172H83ZM154 173H153V172ZM166 171H167V173H166ZM169 171V172H168ZM178 171V172H177ZM196 171V170H195ZM231 171V172H230ZM257 171V172H256ZM259 171V173H261ZM35 172V173H34ZM42 172V173H41ZM55 172H57V171H55ZM78 172H80V173H78ZM95 172H97V171H95ZM152 172V173H151ZM161 172V173H160ZM174 172H175V174H174ZM201 172H203V171H201ZM169 173V174H168ZM173 173V174H172ZM178 173V174H177ZM179 173H181V174H179ZM251 173V174H252ZM80 174V175H79ZM95 174V173H94ZM154 174V175H153ZM183 174V175H182ZM201 173H200V176L202 175ZM236 174V175H235ZM254 174V173H253ZM84 175V176H83ZM91 175H92V177H94V178H92L91 177ZM125 175H128V173H126V174H124V176ZM174 175H176V177L174 176ZM255 175V174H254ZM61 176V177H60ZM73 176V177H74ZM144 176V177H145ZM250 176V175H249ZM248 176V178L250 179L251 177H253V176H251V177H249ZM256 176V175H255ZM77 177H78V179H77ZM167 177H169V178H167ZM192 177V176H191ZM222 177V178H221ZM234 177V179H237V180H241L242 178L244 179V178H246V177H244L243 175H242V177H241V179H238V178H235ZM62 178V179H61ZM88 178V180H86ZM146 178V177H145ZM213 178H221V179H218V181H216L217 183V185L216 184H213V183H215V182H213ZM204 179V180H205ZM216 179V180H217ZM29 178H27V175L25 176V178L23 179V183L25 184H23V186H25V187H27V186H29L30 184H32V180H30ZM81 182H80V181ZM136 180H137V182H138V184L139 185H135V187L134 188H138V189H133V187H132V185H134L135 183L137 184V182H136ZM147 180V179H146ZM196 180H197V177H196ZM27 181L30 183H27ZM71 181V180H70ZM87 181V182H86ZM122 181H125V182H123L122 183ZM175 181H177V182H175ZM215 181V180H214ZM64 182V183H65ZM119 182H121L120 183V185L122 186H120L119 185ZM147 183H149L150 181L148 180V181H146ZM163 182H164V180H163ZM168 183L167 184H169V181H167ZM221 183L220 184H222V180L220 181ZM81 185H80V184ZM124 183H126V184H124ZM128 183H130V184H128ZM134 183V184H133ZM152 183V182H151ZM165 183V182H164ZM193 184V185H190L189 186V184ZM210 184L211 183V185H212V188L210 187V185H208V184ZM27 184V185H26ZM29 184V185H28ZM118 184V185H117ZM123 184H124V186H123ZM127 184H128V186L130 187V188H132V190H134V191H139V192H134V191H131V192H129V193H131L134 197H131V195L130 194H128L129 196H130V198H128V195H127V193H128V191H129V187H127ZM132 184V185H131ZM171 184V183H170ZM171 184V185H172ZM178 186H177V185ZM78 185H79V187H78ZM82 185H84V187L82 186ZM206 185H207V187H206ZM216 185V186H215ZM75 186V187H74ZM82 186V187H81ZM115 186H119L118 187V189H120V190H116V188L117 187H115ZM141 186V185H140ZM168 186V185H167ZM167 186L164 188V190L166 191V189H167ZM177 186V187H176ZM179 186H181V187H179ZM195 186V185H194ZM205 186V187H204ZM87 187V188H86ZM210 187V189H208ZM77 188H78V191H77ZM82 188H84L83 190H82ZM115 188V189H114ZM126 188H128V189H126ZM174 188V189H173ZM196 188H197V190H196ZM176 189H178V190H176ZM214 191H213V190ZM81 190V191H80ZM114 190H116V191H114ZM167 190H169V188L167 189ZM171 190V191H172ZM186 190V189H185ZM208 190V191H207ZM213 192H212V191ZM220 190V192H218V191ZM222 190V191H221ZM21 191L23 192V193H27V192H30L31 190H22L21 189ZM83 191V193H85ZM120 191V192H119ZM179 191V192H180ZM205 191H207V193L208 194H210L209 196L207 195V193L205 192ZM210 191L213 193V195H211L212 193H210ZM167 193H169L168 191H166ZM175 192V193H174ZM193 192H194V194H193ZM205 192V193H204ZM146 193V192H145ZM174 194V196L172 197V196H170L171 194ZM204 193V194H203ZM78 194V193H77ZM120 194L122 195L121 197H120ZM184 194V195H183ZM200 194V195H199ZM126 195H127V198H126ZM139 195V194H138ZM145 195V194H144ZM25 196V195H24ZM154 196H153V199H154ZM176 196V197H175ZM179 197V199H177L178 197ZM187 197V201L184 199L185 197ZM196 196V197H197ZM200 196V197H199ZM205 198H204V197ZM210 198H208V197ZM216 196V197H215ZM122 197H125V198H122ZM184 197V198H183ZM202 197V198H201ZM22 198H24V197H22ZM121 198V203H120V201H119V199ZM172 198V199H171ZM173 198H176V199H173ZM190 198V200L189 201H192V205H194V206H192L193 208H195L194 210H197L196 212L198 213V215L195 213V211H194V213L192 212V210L193 209H191V206H189L188 204H186V206H185V209H187V208H190V210L188 209V210H186L187 212L189 211L190 213H191V216L193 217V216H197V221H196V219H195V217H194V219H193V221L195 220L196 222H194V224H193V222L191 221V223L193 224H191L192 226H196V228H197V226L199 225V228L196 230L195 229V227H194V231L195 232H193L194 234L193 235H195V237H193L192 239H190V235H187L188 237H189V239H187L186 237H185V235L188 233V234H191L192 233V231H193V227H192V230H191V232H190V230H188L191 226H189V225H187V226H189V227H187L188 229H186V228H184V227H186V225H185V223L184 222H188L190 219H188V221H187V214H186V212H185V209H183L184 211V213L185 214H183V212H182V214H180L181 213V211L179 212V211H177V212H179V214L180 215H182L183 217H180V218H182L183 220H184V218L186 219V221H183V220H181L180 218H179V220H178V222L180 223V224H177V223H175L177 226H174L175 224H173L172 225V223H173V221L175 220V218L174 217H176V216H172L171 215V217L172 218H174V220L172 221V223L169 221V222H167V224L165 225L164 224V222H166L164 219H166L167 218V215H168V213H169V208L171 207L170 205L172 204V207H171V209L173 208L174 209V204L175 203H177L178 201H176V200H180V202L183 204H180V202H178L179 203V207H182V206H184V204L185 203H183L184 201L183 200H185V202H189L188 201V199ZM206 198H208V200L206 199ZM217 198H219V196L217 197ZM115 199H116V202H115ZM196 198H195V200H197ZM128 200V201H127ZM138 202H136V201ZM146 200V199H145ZM126 201V203L124 204V202ZM159 201L160 202H162V204L161 203H159ZM167 201V202H166ZM168 201H170V202H168ZM171 201H173V202H171ZM176 201V202H175ZM203 201H205V202H203ZM128 202H131V203H128ZM136 202V203H135ZM139 202L142 204L143 203V212L141 211V214L139 215L138 214V212H140L139 210L141 209L142 210V208H140V204H139ZM166 202V203H165ZM197 202V201H196ZM209 202H211V203H209ZM134 203V204H133ZM169 203H170V205H169ZM128 206H127V205ZM133 204V205H132ZM137 204H139V206H137ZM146 204H148L150 207L152 206L153 207V209H156L155 210V216H157V210L159 209V211H160V213H161V215H159L157 218L159 219V223H163V224H159L158 225V223H157V221L155 220V219H153V217L154 216H152L151 218L154 220V221H156V222H154V223H152L151 221L152 220H150L149 218V216H151V212H152V215H154V210L152 211L151 209L152 208H150V207H148V205H146ZM157 204H158V206L160 205L161 206V208H160V206L158 207L157 206ZM163 204H164V207H163ZM189 204L191 205V202H189ZM144 205H145V207L147 206V208H150V209H146L145 207H144ZM207 205L210 207V208H207ZM167 206H169V210H167ZM188 206V207H187ZM202 206H203V208H202ZM131 207V208H130ZM178 207V208H179ZM140 208V209H139ZM113 209L109 212V213H112V211H113ZM133 209H135V211L136 212H133L134 210ZM139 209V210H138ZM181 209V210H182ZM213 209V210H212ZM216 209V210H215ZM254 209V208H253ZM98 210V209H97ZM119 210V211H118ZM131 210V211H130ZM145 210H146V212L147 211H149V210H151V212L149 213V216H148V214L145 212ZM176 210V209H175ZM216 211V213L218 212L219 213V215H220V218L219 217H215V218H213V216L214 215H216V213H215V211ZM256 210V211H255ZM99 211V210H98ZM98 211H95V213L96 212H98ZM118 211V212H117ZM124 212L125 213V216L123 215H121L120 214V212ZM126 211V210H125ZM158 211V212H159ZM167 213H166V212ZM206 213H205V212ZM254 211H255V214H254ZM254 211L252 212V210H251V217H253V218H251V219H255V220H251L250 222H249V224L247 225V227L249 226V228H247V229H244V231H242L243 229H241L240 231L237 229V228H235V230L237 231V232H235V230L234 231H232V232H235V234L236 233H239V234H242V232H244V235H240L239 237L241 238H243L242 239V241H241V239H240V241L238 240L237 241V239H239L238 238V236L236 237V238H232V236H231V238H229V239H231V241H233V240H236V242L235 241H233V242H235V244H233V246H231L230 247V249L232 250V251H235L236 249H234V248H238V250H239V252L240 251H243L242 253L244 254H241V252H240V254L242 255V259L241 258H238L236 255L239 253H237V251L238 250H236V254L234 255V256H231V260L233 261V260H237V262L235 263V261H234V264H254V263H256V262H261V260L262 261H264L263 259H264V216L262 215V214H264V213H260V211H258L257 209H254ZM257 211L261 214V216L257 213ZM122 212V213H123ZM144 212H145V214H144ZM163 212H164V214H163ZM199 212H200V216H199ZM202 212V213H201ZM227 212H228V210H227ZM264 212V211H263ZM142 213L144 214V215H146L147 214V216H148V219L150 220V221H148L147 219V221H148V223H152V226H151V224L149 225V224H147L148 225V227H147V229H146V226L145 227H143L144 229H146L148 232H146V234L147 235H145V236H143V237H145V238H143L142 240H143V243H142V241L140 242V238H141V236L142 235H144V234H142L141 232H142V229L143 228H140V229H137L138 227H136V225L137 226H142L143 224H142V222H144V220L143 219H141V217L140 216H142ZM167 215H166V214ZM175 213H176V211L174 212V215H175ZM190 213H188V215L190 214ZM218 213H217V216H218ZM128 214V215H129ZM134 216H133V215ZM139 215V221L141 220V222H139L138 221V219H135L136 217L138 218V216L137 215ZM163 214V215H162ZM202 214H205V215H202ZM210 214H212L211 215V218H210ZM252 214H254L255 215V217H257V216H259V217H257V219L254 217V215L252 216ZM256 214H258V215H256ZM117 215V216H116ZM143 215V216H144ZM164 215H165V218H162V217H164ZM180 215H177V217L178 216H180ZM147 216H144L145 218H147ZM162 216V217H161ZM168 216H170V215H168ZM118 217V218H117ZM126 218L125 220L127 221H125V224H126V226H124L123 225V228H122V223H124L123 222V220H121L120 218ZM171 217H169V220H170V218ZM189 217V216H188ZM204 217L206 218V219H204ZM154 218H156V217H154ZM171 218V219H172ZM190 218V217H189ZM203 218V219H202ZM208 218H210L211 220H212V218L213 219H215V220H213L211 223H214V225H213V227H210L211 225H207V224H209L208 223ZM216 218H219V219H221V221L219 222V220L217 219L216 220ZM259 218V219H258ZM120 219V220H119ZM162 219V220H161ZM192 219V218H191ZM109 220V221H108ZM133 220L134 221H138V223L137 222H133ZM160 220H161V222H160ZM166 220H168V218L166 219ZM177 220V219H176ZM175 220V221H176ZM180 220L182 221V222H180ZM211 220H209V222L211 221ZM118 221V222H117ZM122 221V222H121ZM129 221V222H128ZM162 221H164V222H162ZM174 221V222H175ZM214 221H216V222H214ZM217 221L219 222V223H217ZM254 221V222H253ZM132 222V223H131ZM202 222V223H201ZM206 222H207V224H206ZM224 222V223H223ZM99 223V224H98ZM128 223H130V224H134V226L133 225H129ZM139 223H140V225H139ZM145 223V222H144ZM155 223H157V226H156V224ZM170 223V224H169ZM182 223H184V225H182ZM195 223H199V224H195ZM216 223H217V225H216ZM220 223H223V225L221 226V225H219ZM115 224H114V228H115ZM142 224V225H141ZM146 224V223H145ZM144 224V225H145ZM171 225V226H169V225ZM187 224V223H186ZM189 224V223H188ZM202 224V225H201ZM206 224V225H205ZM143 225V226H144ZM161 225H162V227H161ZM204 225V226H203ZM257 225V226H256ZM131 226V228H129ZM133 226V227H132ZM151 226V227H150ZM170 228H169V227ZM173 226V227H172ZM179 226V227H178ZM184 226V227H183ZM206 226H207V228H206ZM218 226V227H217ZM110 227H112V226H110ZM129 228V229H127V231H129L130 232V230H132L134 227V231L136 232V230H138L137 232H139V233H141L142 235H140V234H138L140 237H138L137 239L139 240H134V238H135V236L134 235H130V236H134V238L133 237H131V239H130V241H126L127 239L129 240V237L127 238V236L130 234L129 232L127 233V232H125L126 231V229L125 228ZM155 227V228H154ZM157 227V228H156ZM167 227V228H166ZM177 228L178 227V230H183L182 232L183 233H181V231H180V233H178V234H175L176 236H177V238H175L176 236H174L173 235V233H174V228ZM183 227V228H182ZM208 227H210V228H212V230H214V231H212L211 229H210V231L207 233V231L209 230V228ZM215 227H217L216 229H215ZM258 227V228H257ZM121 228L122 229H125L124 231H121ZM165 228L167 229V230H165ZM168 228L170 229V231H169V233H167V234H169V235H173L172 237L171 236H169V235H167L168 236V239H170V238H173V246H174V248L172 247L171 248V252L173 253V254H171V252L169 251V249L167 250V248L169 247V243L167 244V236L165 237V235H166V233H164V231H168ZM245 228V227H244ZM97 229L99 230L98 232H97ZM136 229V230H135ZM143 229V231H144V233H145V230ZM171 229H172V231H171ZM203 229V230H202ZM140 230V231H139ZM152 230V231H151ZM176 230V229H175ZM199 230V231H198ZM245 230H247L246 232H245ZM257 230V231H256ZM107 230L105 229V232H106ZM119 231L120 232H122V233H120V235H123V236H120L118 233H119ZM161 231V232H160ZM93 232V233H94ZM131 232H133V231H131ZM151 232V233H150ZM170 232H172V234L170 233ZM177 232V231H176ZM179 232V231H178ZM202 232V233H203ZM212 232V233H211ZM107 233V232H106ZM162 233H164V234H162ZM44 234H46L47 235V232L46 233H44ZM99 235V237H98V235ZM119 235V237L121 238V237H125V235H127L126 237H125V241L123 240V242L122 243H119V245H120V248H121V245L122 244H124V246H123V248L120 250V248H119V251H118V246L119 245H117L118 243L117 242H119V237H118V235ZM134 234H136V236H138L137 235V233H134ZM184 234V235H183ZM233 234V233H232ZM231 234V235H232ZM180 235H182L183 237H185L186 239L184 240V238L181 240V238H178V237H182V236H180ZM204 235V234H203ZM253 235V237L251 238V236ZM255 235V236H254ZM107 238H106V237ZM117 236V238H115ZM212 236H213V238H212ZM244 236V237H243ZM34 237L35 236H33V240L36 242V237H35V239H34ZM97 237V238H96ZM204 237V238H205ZM90 238H92V237H87L86 236V239H87V241H89L90 240ZM99 238V239H98ZM105 238H106V240H105ZM119 238V239H118ZM123 238H121V241H122V239ZM195 238V239H194ZM203 237H200V239H202ZM203 238V239H204ZM43 239L46 241V238L45 237H43ZM104 239V240H103ZM117 239H118V241H117ZM151 239V240H152ZM157 239V238H156ZM166 239V240H165ZM209 239H208V242L206 243V245L207 244H209V245H207V248L208 247H211L212 245H215V244H213V242H211V243H209ZM215 240V241H218L219 242V240ZM233 239V240H232ZM111 240H113L112 241V243H111ZM164 240L166 241V243H165V246H163L164 245ZM189 240H191V241H189ZM197 240V241H196ZM212 240H210V241H212ZM213 240V241H214ZM49 241V239L47 238V242ZM102 241V242H101ZM109 241V242H108ZM120 241V242H121ZM133 241V242H132ZM135 241V242H134ZM138 241V243L136 244V242ZM154 241V240H153ZM153 241H152V244H153ZM156 241V240H155ZM171 240H168V242H170ZM171 241V242H172ZM181 241H182V247L184 246V247H186V248H188V250L186 251V250H182V253H180L181 252V249H182V247L180 246L181 244H176V245H174V243H181ZM185 241L187 242V243H185ZM214 241V243H216ZM105 242H106V245H105ZM109 244H108V243ZM125 242H127V244L129 245H125L126 243ZM129 242V243H128ZM148 242V241H147ZM160 242H162L163 244H161L160 245ZM170 242V243H171ZM240 242L241 243V246L240 247H238V246H235V245H238V243ZM110 243H111V245H110ZM117 243V244H116ZM142 243V244H141ZM156 243H157V241L156 242H154V244H155V246H156ZM185 243V244H184ZM237 243V244H236ZM48 244H49V242H48ZM103 244H104V246H103ZM131 244L133 245L132 247H131ZM146 244H148V243H146ZM168 246H167V245ZM172 244V243H171ZM216 244H218V243H216ZM108 245H110V250H111V247H113V246H115V247H113L112 248V252L110 251V250H108L109 248V246ZM117 245V246H116ZM178 245H179V247L181 248L180 250H179V248H178ZM186 245H189V247L188 246H186ZM206 245H205V247H206ZM129 248H127V247ZM135 246V247H134ZM158 246V245H157ZM165 247V248H163V247ZM172 246V245H171ZM177 248H176V247ZM44 247L46 248V250H47V252L49 253V255H50V251H51V249L54 247V245H52L51 244V246H45L44 245ZM50 247V248H49ZM117 247V248H116ZM133 247H134V249H133ZM202 247V248H201ZM107 250H106V249ZM131 248V249H130ZM154 248V247H153ZM160 248H161V250H160ZM164 249V251H163V249ZM176 248V249H175ZM206 248V249H207ZM217 248H219V247H217ZM115 249H117V250H115ZM136 249V250H135ZM106 250V251H105ZM115 250V251H114ZM128 250L130 251V254H129V252H128ZM177 250H178V253H177ZM195 250L197 251L196 253H195ZM108 251H109V253H111V254H109L108 253ZM145 251V252H146ZM207 251V250H206ZM116 253L115 255H113V253ZM119 252V253H118ZM137 252H136V254H137ZM143 252V251H142ZM142 252H140L141 254H144V255H146V253H142ZM160 252H162V253H160ZM169 252V253H168ZM106 253V254H105ZM124 253V254H123ZM126 253H127V258H125L126 257ZM176 253V254H175ZM186 253V254H185ZM204 252H202L201 251V254H203ZM118 254L120 255V256H118ZM122 254V255H121ZM141 254H138L139 255V257H140V255ZM169 255V256H167V255ZM191 254H189V258H191ZM205 254H208L207 252H205L204 254H203V256H200L199 258H198V256L196 257V256H194V259L196 260V261H194V262H196V263H194V262H192V263H194V264H204V262L206 261V263L208 262L209 263V261H211V260H209V258H208V256L207 255H205ZM81 255H83V253H81ZM112 255H113V257L114 256H116V257H119V259L118 258H115L114 257V259H113V257H112ZM125 255V256H124ZM131 255V256H130ZM143 255V256H144ZM158 255V256H157ZM164 255H166V256H164ZM171 255V256H170ZM178 255V256H177ZM205 255V256H204ZM48 256V255H47ZM46 256V258L48 259L47 261H49V263H46V264H50V262H52V258L51 259H49V256L47 257ZM109 256H110V258H109ZM142 256V257H143ZM147 256V255H146ZM146 256H144V257H146ZM149 256V257H150ZM156 257V258H154V257ZM160 256H162V258L161 259H159L160 258ZM243 256H244V259H243ZM254 256H255V260H254ZM84 257H85V255H84ZM106 257V258H105ZM122 257V260L120 259ZM136 257H137V255H136ZM135 256L134 257H132V258H134L135 259V262H134V259L132 260V258H130V262H128L129 264H136L137 262V264H141V263H139V261H140V259H139V257H137L138 258V261L136 260L137 258H136ZM142 257H140V258H142ZM148 257V256H147ZM168 257V258H167ZM188 257H186L187 259L186 260H188L189 258ZM196 257V258H195ZM205 258V259H207V260H205V259H203V258ZM234 259H233V258ZM236 257V258H235ZM241 257V256H240ZM245 257H246V259H245ZM248 257H249V261H251V259H252V263H249V261H248ZM250 257H252L251 259H250ZM263 257V258H262ZM166 260H165V259ZM192 258H193V256H192ZM191 258V259H192ZM204 260V261H202V259ZM259 258V259H258ZM262 258V259H261ZM82 259H83V256H81V258H80V260H81V262L79 263V264H81L85 259H86V257L84 258V260L82 261ZM111 259V260H110ZM116 259H117V261H116ZM144 259V260H143ZM142 259V262L144 263V264H147L149 261L147 260V259H149V258H143ZM151 259V258H150ZM149 259V260H150ZM154 259V260H153ZM164 259V260H163ZM193 259V260H194ZM198 259H199V261L201 262V263H199V261H198ZM239 259H241V260H239ZM118 260H120L119 262H118ZM145 260L147 261V263H145ZM156 260H158V261H156ZM177 260V261H176ZM185 260V261H186ZM190 260V259H189ZM247 262H245V261ZM253 260L255 261V262H253ZM258 260V261H257ZM46 261V262H47ZM105 261V262H104ZM124 261H126V262H124ZM128 261H129V259H128ZM176 261V262H175ZM181 262H182V260H180ZM179 261V262H180ZM183 261H184V259H183ZM185 261H184V263H185ZM190 261H192V260H190ZM189 261V262H190ZM141 262V261H140ZM151 262V261H150ZM153 262H151V264H154ZM173 262H175V263H173ZM127 263V264H128ZM142 263V264H143ZM187 263H188V261H187ZM187 263H185V264H187ZM205 263V264H206ZM211 263H213V262H210V264ZM263 263V262H262ZM262 263H260V264H262ZM51 264H54V263H51ZM181 264V263H180ZM224 264V263H223Z\"/></svg>", "mask_w": 264, "mask_h": 264}]
</instances>
